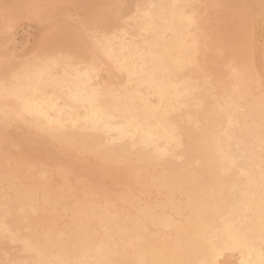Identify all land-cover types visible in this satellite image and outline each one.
<instances>
[{"label":"rangeland","instance_id":"1","mask_svg":"<svg viewBox=\"0 0 264 264\" xmlns=\"http://www.w3.org/2000/svg\"><path fill=\"white\" fill-rule=\"evenodd\" d=\"M16 1V2H15ZM24 1V2H23ZM0 0V9L2 8V10L5 8V10L7 11L8 10V13L2 11H0V20L2 22H0V90H4L5 92L7 90H9V86H13L14 83H16V80L17 77H19V73L21 72V69L22 68H25L26 66H29V65H38L39 64V61L41 60H47L48 58L51 59L52 57H54L55 55H57V57L55 56L54 58L56 59L57 63H58V68L60 66V70L61 71H65V73H70L71 71L77 69V70H85V66H87L88 62L86 60L89 59L91 56L93 55H99L100 54V51H99V46L100 44H102L106 38H113L115 40L114 42V45H118L119 44V40H120V43H125L127 44V41L129 44H133L135 45L136 43V46L139 48V49H143V33L141 32L140 30V26H141V23L142 21H139L142 19V11L144 12V8H146L145 10V14H150L149 11L151 10H155L156 7H159V5L163 4L165 1L163 0H155V2H153L152 0H143V2L141 0H128V2H131L130 4L128 3L127 4V0H111L112 3L110 2V0H91V4L89 2V0H64V2L62 1H59V0H38V3H37V0H32V1H26V0ZM56 1V2H55ZM69 1V2H68ZM94 1V2H93ZM95 1H97L95 3ZM100 1V3H99ZM103 1V3H102ZM105 1V3H104ZM123 1V2H122ZM140 1V2H139ZM149 2V6L147 5V2ZM152 1V2H151ZM194 3H193V2ZM188 0V2L186 3L188 7V12L190 14V18H191V24L190 25H193L192 27L188 25V27L186 26L185 29L183 30V35L185 37V39H187L186 37H188L187 41L192 45V48L191 49V53L192 54H196V56L192 55L193 59L192 61L194 60V63L192 62V65L195 66L193 67L192 65L191 66H186V72L184 74L185 78L187 79L186 82L188 83L187 86L188 88L189 87H195L196 86V83L198 85H201L202 82L206 81V85L204 83V85H201L200 87L198 86L197 87V92L195 96L197 97H193L192 100L195 101L194 103H197V104H194L193 101L189 104L192 108V106H195L193 107L192 109H190V106L188 105V107L186 106H181V110L178 109L177 113H179L176 121L179 123L176 128L178 129V132L180 133L179 135L181 136V140L180 141L182 144H181V149L179 148L181 152V158L177 159L176 157L174 158L173 156H168L167 158H163V159H155V158H150V157H147L145 155V152L143 151V147L142 145L140 144V142L138 141V139H135L133 142H132V146H133V151L137 154V156H132V157H129L128 160H123V161H117L116 160L114 161V158L113 160L111 161L109 158L103 156L102 154L100 153H94V152H88V151H84L83 148H81V146L78 144V139H74L72 140L70 143L68 144H65V143H59V142H55L53 139H51L48 135L43 134V132L41 131H38V130H35L33 129L30 125L28 126V124H30V118L26 115H23L21 113H19L18 111V107L17 106H14L16 105L14 99H12L11 97H8L6 96L5 93H3V95H0V123L1 124H5V125H1V128H0V148H1V152H0V173L2 172V174L0 175L2 178L0 179V217L2 216H8L9 213H12L10 212V210L12 211L13 209V212L14 211H18V214H20L22 216V222L24 223V225L22 224V228H20L18 231L17 230H12L10 228H7V227H4L0 224V229H1V232H0V261H1V258H2V262H0V264H20L21 262H23L22 264H41V261H42V258H40L39 254H38V251H37V247L31 243V240L27 239L25 237V233H26V230L24 229L25 228H30V230H32L36 235H39L37 233H39L40 231V234L42 235V233H49V232H52L54 234H58L60 237L59 240L62 244H71V242H73V249H72V255H70L68 258L67 257H63L62 260L66 261V263L68 264H75L77 261L78 262H86L89 260V257L88 256H84L82 254V252L80 251H84V249H82V247L84 248V242H83V239L84 237H81L82 239V242L80 243L79 241L81 239H77L79 238V233L74 230L75 228H78V220L77 218H73L71 217V214L75 215L74 213L77 212L76 210L78 211H92V212H88V216H90L88 219L89 223L88 225L90 226V228H92L91 233H93L94 231V235L91 236L93 239H94V243H93V249L92 251H97V250H102L103 248H105V250H108L110 251L111 253H113L114 249H119L120 248V242H119V239L117 237H114V236H111V233L114 231V230H117V229H120V228H126L127 230V233L129 232V238H131V241L133 242L134 246H140L143 247V249L145 250H149V251H154V250H157V251H164L165 248L168 249V247L171 245H174L175 247H173V250H172V253L170 255H165L167 256V258H171L173 259L174 257V260H176L177 262H179L180 264H182L183 262H185V264H188L189 263V260L191 258H196V256H198L200 254V248L197 246V247H194L193 248V251L190 252V258L188 259H185L184 258V254L185 252L188 253V250L186 251L184 247L181 246L180 243L177 242V230L179 227H183L184 224L187 222V219L189 218V216L191 215V213H189V206L187 204V197H184L186 195H183V194H179V192H176V191H172V189L170 190V187L169 190L165 191L163 188H158L156 187L155 184L151 183L153 182L151 179H154V178H157V179H161L164 180L165 179V182L166 183H169L171 181V179L173 178V176H182V174H184L183 176L185 177L187 175L188 172H192L193 170L196 171L199 167V164L197 163V158L192 155L194 153V149H195V146L196 144L200 141V136L201 135H204V136H207V135H213V133H218L220 135V137L222 138V145L223 144H226V145H223L224 147L230 149L231 152L234 153L235 156H239V153L241 152L240 150H243L244 151V148L246 149L245 151V158L242 159V161H240L235 167V170H239L240 171V168L242 171V175L246 176L245 173H250L251 175L253 174H261L263 176V188H264V98H263V95H264V86L260 88L259 85H264V6L261 7V3L262 5H264V0H200V2H197L199 0ZM206 1V2H205ZM211 1V2H209ZM27 2H29V8H28V4ZM35 2V3H34ZM109 2V4L107 3ZM119 2V4H118ZM134 2V3H133ZM162 2V3H161ZM190 2V3H189ZM203 2V4L201 3ZM225 2V3H224ZM246 2V3H245ZM249 2V3H248ZM25 3V4H23ZM34 3V4H32ZM44 3V4H43ZM50 3V4H49ZM116 5H115V4ZM123 3V4H122ZM125 3V4H124ZM144 7H143V5ZM154 3V4H153ZM157 6H156V4ZM242 3V4H241ZM15 4V5H14ZM18 4L21 6V10H20V6H18ZM27 4V5H26ZM32 4V5H31ZM52 4V5H51ZM105 4V5H104ZM118 4V6H117ZM139 4V5H138ZM152 4V6H151ZM191 4V5H190ZM193 4V6H192ZM196 4V6L194 5ZM236 4V5H235ZM240 4V5H239ZM248 4V5H247ZM45 5V6H44ZM72 5V6H71ZM142 5V6H141ZM146 5V6H145ZM213 5V6H212ZM250 5V6H249ZM19 7V8H16ZM26 6V8H25ZM32 6H35V8H31ZM44 6V7H43ZM68 6V7H66ZM74 6V7H73ZM77 8H76V7ZM93 6V7H92ZM95 6V7H94ZM104 6V7H102ZM117 6V7H115ZM149 8H148V7ZM156 6V7H154ZM192 6V7H191ZM198 6V7H197ZM202 6V7H200ZM204 6V7H203ZM64 7V8H63ZM86 7V8H85ZM97 7H99L97 9ZM107 7V8H106ZM110 7V8H109ZM121 7V8H120ZM123 7V9H122ZM129 7V8H128ZM136 7V8H134ZM142 8L140 9V8ZM200 7V9H199ZM15 10H13V9ZM25 8V9H24ZM42 8H44L42 10ZM58 11H57V9ZM60 8V9H59ZM103 8V9H102ZM151 8V9H150ZM196 8V9H195ZM242 8V9H241ZM260 8V9H259ZM23 9L25 12H23ZM38 9V10H37ZM80 9H83V11H79ZM131 11H130V10ZM136 9V10H135ZM194 9V10H193ZM202 9V10H201ZM257 9V10H256ZM263 9V12L262 14L260 13L259 10ZM13 10V11H12ZM17 10H20L21 13H19ZM29 10V11H27ZM30 10H33V11H30ZM97 10V11H95ZM104 10V11H103ZM112 10V11H111ZM114 10V11H113ZM123 10V11H122ZM134 10V11H133ZM138 10H142V11H138ZM148 10V11H147ZM196 10V11H195ZM240 10V11H239ZM17 11V12H16ZM54 11V12H52ZM56 11V13H55ZM77 11V12H75ZM85 11V12H84ZM105 11H107L106 13H104ZM116 11V12H115ZM122 11V12H121ZM131 13H130V12ZM139 13H138V12ZM150 11V12H151ZM192 11V12H191ZM203 11V12H202ZM205 11V12H204ZM250 11V13H248ZM255 11V12H254ZM10 12V13H9ZM11 12H14L11 14ZM16 12V13H15ZM50 12V14H49ZM99 12V13H98ZM109 12V13H108ZM134 12H137V16L134 14ZM7 13V14H6ZM18 13V14H17ZM83 13V14H82ZM90 13V14H89ZM122 15V16H120ZM128 13V14H127ZM141 13V14H140ZM192 13V14H191ZM255 13V14H254ZM5 14V15H4ZM10 14V15H9ZM47 14V15H46ZM56 14V15H54ZM86 14V16H85ZM104 14V16H103ZM109 16H107V15ZM111 14V16H110ZM131 14V15H130ZM153 13L151 12V14L149 16H151ZM209 14V15H208ZM13 15V16H12ZM82 15V16H81ZM84 15V16H83ZM129 15V16H128ZM135 18H132L130 19L131 17L133 16ZM140 15V17H139ZM249 15V16H248ZM253 15V16H252ZM262 15V16H260ZM128 16V17H127ZM199 16V18H198ZM204 16V17H203ZM248 16V17H247ZM257 16V17H256ZM2 17V18H1ZM86 17V18H85ZM107 17H109L112 21L110 23V19H108ZM112 17V18H111ZM123 17V18H121ZM260 17V18H259ZM6 18V19H5ZM48 18V19H46ZM83 18V19H82ZM89 18V19H88ZM92 18V19H91ZM106 18V19H105ZM114 18L116 19L114 22ZM258 20L256 22V19ZM4 19V20H3ZM8 19V20H7ZM97 19V20H96ZM124 20V23L122 20ZM262 19V20H261ZM6 20V24L3 22ZM82 22H81V21ZM84 20V21H83ZM87 20V21H86ZM106 20V21H105ZM127 20V21H126ZM86 21V24L84 23ZM93 21V22H92ZM119 21V22H118ZM126 21V22H125ZM139 21V22H138ZM211 21V22H210ZM96 22V23H95ZM105 23L104 25H102L103 23ZM107 22V23H106ZM131 22V23H130ZM134 22V23H133ZM194 22V23H193ZM207 22V23H206ZM47 23V24H46ZM61 23V25H60ZM114 25H113V24ZM120 23V25L118 24ZM126 23H127V26H126ZM134 25H133V24ZM206 25H205V24ZM63 24V26H62ZM109 24V25H108ZM111 24V26H110ZM115 24L117 27H115ZM140 24V25H138ZM201 24V25H200ZM209 24V25H208ZM46 25V26H45ZM58 25V26H57ZM89 25L94 33H92V29H89L90 27L87 26ZM97 25V26H96ZM99 25V26H98ZM138 25V26H137ZM203 25V26H202ZM3 26V27H2ZM5 26V27H4ZM7 26V27H6ZM81 26V27H80ZM101 26V28H100ZM106 26V27H105ZM114 26V27H113ZM64 27V28H63ZM77 27V28H75ZM81 29H80V28ZM88 27V28H87ZM98 27V28H97ZM110 27V28H108ZM122 27V28H121ZM132 27V28H131ZM139 27V28H138ZM191 27V29H190ZM54 28V29H53ZM58 28V29H56ZM67 28V29H65ZM70 28V29H69ZM74 28H75V31H74ZM113 30H112V29ZM119 28V29H118ZM129 28V29H128ZM189 28V29H187ZM61 29V30H60ZM66 31L63 32V30ZM97 29V30H95ZM102 29V31H101ZM110 29V30H108ZM187 29V30H186ZM203 29H205V31H203ZM53 30V31H52ZM71 30H73V34H71ZM83 30V31H82ZM108 30V31H107ZM133 30V31H132ZM57 31H62L60 34L57 33ZM90 31V32H88ZM96 31V33H95ZM113 31V32H111ZM121 31V32H120ZM192 31V32H191ZM199 33H198V32ZM46 32V33H45ZM50 32V33H49ZM74 32H77V33H74ZM115 32V33H114ZM120 32V33H119ZM136 32V33H135ZM141 32V34H139ZM185 32V33H184ZM198 33L199 35H195V33ZM209 32V33H208ZM248 32V33H247ZM255 32V33H254ZM52 33L54 35H52ZM68 33L69 36H68ZM82 33H85L84 35ZM88 35H87V34ZM91 33V34H89ZM104 33V34H103ZM123 33V34H122ZM129 33V34H127ZM138 33V34H137ZM192 33V35H191ZM196 33V34H197ZM261 33V34H260ZM49 34V35H48ZM51 34V35H50ZM76 34V35H75ZM81 34V35H80ZM97 34V35H96ZM103 34V37L101 36ZM107 34V35H106ZM136 34V36L134 37V35ZM209 34V35H207ZM257 34V35H256ZM50 36L49 38L47 36ZM59 37L58 39H60V42L59 40H57V36ZM72 35H75V37ZM87 35V37H85ZM122 35V36H121ZM124 35H126L127 37H124ZM207 35V36H206ZM213 35V36H212ZM216 35V36H215ZM244 35V36H243ZM246 35H248L246 37ZM254 35H256L257 37H255ZM61 36H63L64 38H62ZM80 36V37H79ZM115 36V37H114ZM133 38H132V37ZM139 36V37H138ZM197 36V37H196ZM199 36V37H198ZM62 39H61V38ZM71 37V38H70ZM84 37V39L82 38ZM104 37H106L104 39ZM142 37V39H138V38ZM170 37V35H166L165 36V39H168ZM192 37V38H191ZM210 39H209V38ZM49 40H47V39ZM53 38V39H52ZM55 38V40H54ZM68 38H70L69 40H67ZM78 38V40L76 39ZM82 38V39H81ZM88 38V39H87ZM124 38V39H123ZM223 38V39H222ZM244 38V39H243ZM252 38V39H251ZM258 39V44L256 43L257 42V39ZM74 39V40H73ZM76 39V40H75ZM87 39V40H86ZM91 41H90V40ZM118 41H117V40ZM131 39V40H130ZM135 39V41L133 40ZM207 39V40H206ZM44 42H43V41ZM53 40V41H52ZM69 42H67V41ZM85 40L88 42V44L85 42ZM194 40V41H193ZM213 40V41H212ZM65 41V42H63ZM77 41V44L75 43ZM133 41V43H132ZM137 41V42H136ZM193 41V42H192ZM211 41V42H210ZM45 42H46V45H45ZM48 42V43H47ZM50 42H51V45H50ZM60 44H59V43ZM83 42V43H82ZM140 42V43H139ZM196 44H195V43ZM245 42V43H244ZM254 42V43H253ZM54 43H57L56 45H54ZM62 43H65V46H70L69 48L66 46H63L61 47ZM80 43V44H78ZM75 46L78 45V46ZM86 44V45H85ZM92 44H93V47H92ZM250 44V45H249ZM50 45V46H49ZM55 46V48L53 49V51H49L51 48H53L52 46ZM59 45V46H58ZM81 45V46H80ZM197 45V46H196ZM257 45V46H256ZM46 46V47H45ZM48 46V47H47ZM89 46V47H88ZM209 46V47H208ZM212 46V47H211ZM57 47V48H56ZM72 47H75V49ZM85 50H84V48ZM89 49H87V48ZM206 47V48H205ZM211 47V48H210ZM40 48V49H39ZM45 48V51L42 50ZM50 48V49H49ZM60 48V49H59ZM64 48V50L62 49ZM77 48V49H76ZM215 48V49H214ZM226 48V49H225ZM57 49V50H55ZM69 49V52L68 50ZM220 49V50H219ZM260 49V50H259ZM263 49V51H262ZM39 50V51H38ZM52 50V49H51ZM55 50V51H54ZM61 51L63 52V54H61L60 52H57V51ZM65 50L67 51V54H64L65 53ZM73 50H77V51H73ZM84 50V51H82ZM87 50V52H85ZM197 50V52H196ZM199 50L200 52L202 53H199ZM208 52H207V51ZM213 50V51H211ZM218 50V51H217ZM245 50V51H244ZM49 51V53L47 54V52ZM72 51L75 53V52H78V53H72ZM81 51V52H80ZM90 51V52H89ZM99 53H97V52ZM224 51V52H223ZM257 51V52H256ZM43 56H41L42 54ZM50 52L52 53V55L50 54ZM84 52V53H83ZM93 52V53H92ZM96 52V53H95ZM194 52V53H193ZM196 52V53H195ZM212 52V53H211ZM222 54H221V53ZM243 52V53H242ZM259 52V53H258ZM40 53V54H39ZM56 53V54H55ZM59 53V54H58ZM80 53V54H79ZM86 53V55H85ZM216 53H217V57H216ZM242 53V54H241ZM248 53V54H247ZM47 54V55H46ZM55 54V55H54ZM61 54V55H60ZM73 54V55H71ZM79 54V55H77ZM83 54V55H81ZM200 54V55H199ZM207 56H206V55ZM213 54H215L213 56ZM244 54V55H243ZM2 55V56H1ZM39 55V56H37ZM46 55V56H44ZM65 55V56H64ZM91 55V56H90ZM202 55L206 58L202 59ZM211 55V56H210ZM219 55V56H218ZM239 55V56H238ZM252 55V56H251ZM257 55V56H256ZM5 56V57H4ZM37 56V57H36ZM76 56H79L76 57ZM82 56V57H81ZM87 56V57H86ZM210 56V57H209ZM229 56V57H228ZM245 58H244V57ZM259 56V57H258ZM44 57V58H43ZM84 57V58H83ZM213 57V58H211ZM219 57V58H218ZM30 58V59H29ZM37 58L39 59V61L37 60ZM42 58V59H41ZM211 58V59H210ZM226 58V59H225ZM260 58V59H259ZM3 59V60H2ZM10 59V60H9ZM12 59V61H11ZM209 59V60H208ZM244 59V60H243ZM262 59V60H261ZM9 62H8V61ZM27 60V61H25ZM29 60V61H28ZM31 60V61H30ZM86 60V61H85ZM247 60V61H246ZM255 60V62L253 61ZM3 63H2V62ZM22 61V62H21ZM37 61V62H36ZM196 61V62H195ZM213 61V62H212ZM236 61V62H235ZM263 61V63H262ZM6 62V63H5ZM17 62V63H16ZM19 62V63H18ZM31 62V63H29ZM33 62V63H32ZM35 62V63H34ZM102 62V63H101ZM98 61L96 63V65L98 66H95L96 67V72L95 74H97L96 77H94L93 81L91 82L92 84V88H94L95 90L97 89H101L99 92L101 94H105V90L111 88H115L113 86H115V83L118 84V69L117 67L110 62V64H108V62H104L101 60ZM207 62V63H206ZM211 62V64H210ZM220 62V63H219ZM230 62V63H229ZM237 64H235V63ZM5 63V64H4ZM12 63L16 64L15 67H14V64L12 66ZM22 63V65H21ZM24 63V64H23ZM107 63V64H106ZM206 63V64H205ZM234 63V64H232ZM249 63V64H248ZM9 64V65H7ZM28 64V65H27ZM102 64V66H101ZM105 64V65H103ZM198 64V65H197ZM210 64V65H209ZM232 64V65H230ZM259 64V66H258ZM11 65V66H10ZM20 65V67H18ZM24 65V66H23ZM66 65V66H65ZM115 66L113 68V66ZM207 65V66H206ZM217 65V67H215ZM223 67H222V66ZM253 65V66H252ZM257 65V66H256ZM8 66V67H7ZM78 66V67H77ZM104 66V67H103ZM112 66V67H111ZM200 66V67H199ZM203 66V67H202ZM231 66V68H229ZM233 66V67H232ZM235 66V68H234ZM256 66V67H255ZM6 69H4V68ZM14 67V68H13ZM18 67V68H17ZM22 67V68H21ZM70 67V68H69ZM101 69H100V68ZM191 69H190V68ZM193 67V69H192ZM198 67V70L196 69ZM202 67V68H201ZM216 69H215V68ZM248 67V68H247ZM19 70H17V69ZM21 68V69H20ZM109 68V69H108ZM190 69L187 70V69ZM12 69H14L15 71H13ZM67 69V70H66ZM201 69V70H200ZM206 69V70H205ZM212 69V70H211ZM263 69V70H261ZM5 70V71H4ZM12 70V71H11ZM58 69V73H60V71ZM109 70V71H108ZM114 70V71H113ZM194 70V71H193ZM209 70V71H207ZM231 70V71H230ZM245 70V71H244ZM261 70V72L259 71ZM1 71L3 73V75L1 74ZM100 71V72H99ZM114 72V75H113V72ZM117 71V73H116ZM192 71H193V74H192ZM200 71V72H199ZM214 71V73H213ZM227 71V72H226ZM249 71V72H248ZM5 72V73H4ZM17 72V73H16ZM19 72V73H18ZM55 72V73H56ZM107 72V73H106ZM111 74H109V73ZM188 72V73H187ZM236 72V73H235ZM11 73V74H9ZM210 73V74H209ZM213 73V74H212ZM216 73V75H215ZM256 73V74H255ZM8 74V75H7ZM13 74V75H12ZM109 74V75H108ZM191 74V75H190ZM240 76H239V75ZM263 75V77L261 75ZM58 75V74H57ZM111 75V76H110ZM189 75V76H188ZM196 75L198 77H196ZM243 77H242V76ZM4 76V77H3ZM7 76L9 78H7ZM108 76V77H107ZM187 76V77H186ZM195 76V77H194ZM201 76L204 78H206L205 80H202ZM210 76V77H209ZM248 76V77H247ZM4 79H3V78ZM16 77V78H15ZM110 77V78H109ZM214 77V78H213ZM237 80H235V78ZM241 77V78H240ZM245 77V78H244ZM15 78V79H14ZM97 78V79H95ZM109 78V79H108ZM197 78V79H196ZM200 78V79H199ZM229 78V79H228ZM240 78V79H238ZM244 78V79H243ZM257 78V79H256ZM259 78V79H258ZM181 79V78H179ZM214 79V81L212 82L211 80ZM246 79L247 82H244ZM248 79V80H247ZM252 79V80H251ZM5 80V81H4ZM115 82H114V81ZM197 80V81H196ZM198 80H201L198 81ZM216 80V81H215ZM220 80V81H219ZM226 80V81H225ZM228 80V81H227ZM256 80V81H255ZM259 80V81H258ZM262 80V81H261ZM7 81V82H6ZM233 81V82H232ZM242 81V82H240ZM248 81H250V83H248ZM3 82V83H1ZM10 82V84H9ZM111 82V83H110ZM113 82V84H112ZM196 82V83H195ZM200 82V83H199ZM217 82V83H216ZM257 82V83H256ZM261 82V83H259ZM263 82V83H262ZM6 83V84H5ZM106 83H109V84H106ZM223 83V84H222ZM235 87H234V85ZM238 83V84H237ZM241 83V84H240ZM244 83L246 84V86L244 85ZM252 83V86H250L249 84ZM116 84V85H117ZM132 84H133V87H132ZM209 84V85H208ZM218 84V86L216 85ZM258 84V85H256ZM9 85V86H8ZM102 85H105V86H102ZM109 85V86H108ZM129 85V86H128ZM126 87V91L128 94H136L139 90H142L145 94H144V99L145 100H148L153 106L156 105H160L158 104V99L153 96V88L152 87H149V86H146L147 89L145 88H142V86L138 85L136 86V84L134 83H129ZM131 85V86H130ZM249 85V86H248ZM10 86V87H11ZM103 88H101V87ZM107 86V88H106ZM206 86V87H205ZM213 86V88H212ZM236 86H238V88H241L240 90L238 88H236ZM242 86V87H241ZM246 88H244V87ZM255 86V87H254ZM259 86V87H258ZM96 87V88H95ZM98 87V88H97ZM211 91H210V89ZM250 87V91H249V88ZM200 90H199V89ZM218 88V89H216ZM227 88V89H226ZM232 88V89H231ZM252 88V90H251ZM209 92L207 94V91ZM221 89V90H219ZM224 89V91H223ZM244 89V90H243ZM249 91H247V90ZM260 89V91H259ZM131 90H134V91H131ZM214 90V91H213ZM216 90V91H215ZM239 90V91H238ZM246 90V94H245V91ZM253 90H256V92H252ZM262 90V91H261ZM137 91V92H136ZM202 91V92H201ZM217 91L220 92V94L217 93ZM230 91V92H229ZM241 91V92H240ZM103 92V93H102ZM205 92V93H204ZM214 92V93H213ZM216 92V93H215ZM224 92L226 94H228L229 96H227L226 94H224ZM214 95H213V94ZM233 93V94H232ZM238 95H237V94ZM244 93V94H243ZM251 93V94H250ZM258 96H256L255 95ZM217 94L219 96H217ZM240 94V95H239ZM147 95V96H146ZM204 95V96H203ZM211 95V96H210ZM224 95V97H222ZM254 95V96H253ZM213 96V97H212ZM215 96H217L218 98L215 99ZM233 96V98L231 97ZM238 96V97H237ZM245 96V99L241 101L242 97ZM257 98H256V97ZM261 96H262V99H261ZM3 97V98H2ZM151 97V98H150ZM214 98L217 102L214 101H211L212 99L211 98ZM220 97V99H219ZM223 99H222V98ZM240 97V98H239ZM247 97V99H246ZM2 98V99H1ZM205 98V99H204ZM211 100H210V99ZM229 99L227 101V99ZM235 98H239L238 100ZM255 98V99H254ZM12 99V100H11ZM150 99V100H149ZM219 99V100H218ZM233 99V100H232ZM254 99V100H253ZM260 99V101H259ZM11 100V101H10ZM203 100V101H202ZM235 100V105H234V115L232 117V121L233 119L236 118V120H234L233 122L231 121V126L229 129L226 128V125L225 124L227 122V118H224L222 119V117L226 114H224V112L228 109V106L229 104H232V103H229L231 101H234ZM248 100V101H247ZM257 100H258V104H257ZM9 101V102H8ZM207 101V102H206ZM219 101V102H218ZM224 101V103H223ZM240 101V102H239ZM247 101V102H246ZM250 101H253V102H250ZM255 101V102H254ZM262 101V102H261ZM8 102V104H7ZM205 102V103H204ZM211 102V103H210ZM228 104H226V103ZM238 102V103H237ZM215 103V104H214ZM240 103V104H239ZM249 103V104H248ZM252 105H251V104ZM254 103H256L254 105ZM213 104V105H212ZM223 106V108L220 106L218 107L219 105ZM226 104V105H225ZM238 104V105H237ZM261 104V105H260ZM7 108H6V106ZM202 106V109L200 106ZM209 105V108L208 106ZM215 105V106H214ZM237 105V106H236ZM241 105V106H240ZM247 105V107H246ZM5 106V107H4ZM12 106V108H11ZM214 106V107H212ZM227 106V107H226ZM258 106V107H257ZM262 106V107H261ZM163 107V106H162ZM161 107V108H162ZM211 107V108H210ZM216 107H217V110H216ZM245 107V108H244ZM261 107V108H260ZM4 108V109H3ZM9 108V109H8ZM14 108V109H13ZM160 108V109H161ZM196 108V109H194ZM197 108H198V111H197ZM213 108V109H212ZM214 108H215V111H216V114H215V111H214ZM244 108V110H243ZM257 108V109H255ZM8 109V110H7ZM186 109V110H185ZM188 109V110H187ZM206 109L209 111H206ZM222 109V110H221ZM243 110V113L242 110ZM248 109V110H247ZM255 111H254V110ZM260 109V110H259ZM189 110H192V111H189ZM203 110V111H202ZM213 110V111H211ZM220 110L221 114L218 112ZM238 110L240 111L239 114L238 113ZM253 110V112H252ZM187 113L188 114H185L184 113ZM187 111V112H186ZM248 111V112H247ZM257 111V112H256ZM76 111H73V113H76ZM200 112V113H199ZM212 112V113H211ZM247 112V113H246ZM251 112L252 116L250 115ZM184 113V114H183ZM198 113V115H196ZM211 114L212 116L209 117V114ZM226 113V112H225ZM238 113V114H237ZM255 113V115H254ZM256 113H257V116L260 117L261 119L263 118V120H260V118H258L257 120V116H256ZM259 113H260V116H259ZM216 117H214L213 116ZM218 114V115H217ZM223 114V115H222ZM237 116H236V115ZM244 114L245 117H244ZM3 115V116H2ZM184 116V119L183 116ZM222 115V116H221ZM239 115V116H238ZM186 116V117H185ZM208 116V118L206 117ZM4 117V118H3ZM200 117V118H199ZM202 117V118H201ZM243 117V118H242ZM250 117V120L248 119ZM9 118V120H8ZM20 118V119H18ZM190 118V119H189ZM192 118V119H191ZM242 118V119H240ZM186 119V120H185ZM203 119V121H202ZM216 120L215 122L213 120ZM256 121H255V120ZM182 121L180 123V121ZM189 120V121H188ZM191 120H194L195 123L191 122ZM237 120H240L239 123L236 125L234 123L238 122ZM247 123H246V121ZM23 121V122H22ZM184 121H187V122H184ZM213 121V122H211ZM218 121V122H217ZM222 121V122H221ZM226 121V122H225ZM259 121V122H258ZM7 122V123H6ZM12 122V123H10ZM25 122V123H24ZM211 123L212 125L208 124V123ZM217 122V124H216ZM221 122V123H220ZM243 122V123H242ZM252 122V124L250 123ZM256 122V123H255ZM9 123V124H8ZM186 123V124H184ZM200 123V124H199ZM233 123V124H232ZM253 125V126H251ZM254 123V124H253ZM262 123V124H261ZM186 126H184V125ZM191 124V126H190ZM195 124V125H194ZM208 124V125H207ZM249 124V125H248ZM7 125H8V128H7ZM27 125V126H26ZM203 125V126H202ZM215 125V126H213ZM224 125V126H223ZM243 125V126H242ZM249 127H248V126ZM263 125V126H262ZM3 126V128H2ZM6 128H5V127ZM181 126V128H180ZM185 128H183V127ZM189 128H188V127ZM206 128H205V127ZM212 128H210V127ZM217 126V127H216ZM222 126V128L220 127ZM255 126V128H253ZM259 126V129L258 127ZM29 127V128H28ZM198 130H196V128ZM204 127V128H203ZM215 127V128H214ZM240 127V128H239ZM257 127V128H256ZM195 128V129H194ZM203 128V131H200L201 129ZM234 130H233V129ZM238 128V129H237ZM244 128V129H242ZM246 128V129H245ZM30 129V130H29ZM181 129V130H180ZM184 129V130H182ZM188 129V131H187ZM191 129V130H190ZM193 129V130H192ZM205 129V130H204ZM254 129V131H253ZM256 129V131H255ZM2 130V131H1ZM8 130V131H6ZM180 130V131H179ZM213 130V131H212ZM227 132H226V131ZM242 130V131H241ZM246 130V132L244 131ZM251 130V131H250ZM263 130V132H262ZM185 132V136L184 135V132ZM193 131V132H192ZM196 131V132H195ZM207 131V132H206ZM236 131H238V133H236ZM241 131V132H240ZM250 131V132H249ZM255 132L251 134V132ZM258 131V133H257ZM183 132V133H181ZM195 132V133H194ZM200 132V133H199ZM203 132V133H201ZM210 132V133H209ZM225 132V133H224ZM249 132V133H248ZM260 132V133H259ZM42 133V134H41ZM192 133V135L194 136H191L190 134ZM199 133V134H198ZM224 133V134H223ZM243 133V134H242ZM246 133V136L245 134ZM189 134V135H188ZM226 134V136H225ZM228 134V135H227ZM247 134L248 137H247ZM254 134V135H253ZM262 134V135H261ZM199 135V136H198ZM251 135V137H249ZM257 135V137H255ZM261 137H260V136ZM6 136V137H5ZM12 138H10V137ZM244 136V137H243ZM254 136V137H253ZM188 137V138H187ZM190 137V139H189ZM195 137V139H194ZM227 137V138H226ZM247 137V138H246ZM230 138H232L230 140ZM238 138V139H237ZM251 138V139H250ZM258 139V143L257 142H254V140ZM263 141H262V139ZM186 139V140H185ZM192 139V140H191ZM196 139L199 140L196 142ZM228 141H227V140ZM238 141H237V140ZM254 139V140H253ZM5 140V141H4ZM127 140L129 141V138H125L124 141L127 142ZM190 140V141H188ZM240 140L242 142V144H240ZM261 140V141H260ZM14 141V142H13ZM187 141V142H186ZM225 141V142H224ZM227 141V142H226ZM231 141V142H230ZM260 141V142H259ZM3 144H2V143ZM10 144H9V143ZM19 142V143H18ZM36 142V143H34ZM112 141L110 139H107V143L110 145L112 144L111 143ZM135 142V143H134ZM24 143V145L22 144ZM58 143V144H57ZM188 143V144H187ZM192 143V144H191ZM229 143V144H228ZM237 143V144H236ZM45 144V146H44ZM64 144V145H63ZM190 144V146H188ZM245 144V145H244ZM2 145V146H1ZM6 145V146H4ZM20 145V148H18ZM27 145H29L30 147H26ZM41 145V146H40ZM43 145V146H42ZM61 145V148L59 150V147ZM70 145V146H69ZM232 145V146H231ZM235 145V146H234ZM254 145V146H253ZM10 146V147H8ZM17 148H16V147ZM32 146V147H31ZM47 146H50V147H47ZM56 146V147H55ZM76 146V148L74 147ZM78 146V147H77ZM183 146V147H182ZM234 146V147H233ZM239 146V148H238ZM245 146V147H244ZM253 146V147H252ZM12 147V148H11ZM15 147V148H14ZM52 147V148H51ZM69 147V148H68ZM71 147H72V150H71ZM74 147V148H73ZM139 147V148H138ZM142 147V148H140ZM186 147V148H184ZM137 148V149H136ZM260 148V149H259ZM12 149V150H11ZM17 149V151H16ZM20 149V150H19ZM27 149V151H26ZM47 149V151H46ZM66 149V150H65ZM69 149V150H68ZM82 149V150H81ZM139 149V150H138ZM258 149V150H257ZM31 150V151H30ZM37 150V151H36ZM40 150V151H39ZM56 150V152H54ZM59 150V151H58ZM75 150V151H73ZM65 151V153H64ZM185 151V152H184ZM236 151V152H234ZM238 151V152H237ZM7 152V153H5ZM19 154H18V153ZM26 152V153H25ZM37 152V153H36ZM48 152V154H47ZM68 152V153H67ZM187 152V153H186ZM28 153V154H27ZM42 153V154H41ZM52 153V154H51ZM58 153V155H57ZM71 153V154H70ZM82 153V154H81ZM93 153V154H92ZM249 153V154H247ZM6 154V155H5ZM10 154V155H9ZM51 154V155H50ZM64 156H63V155ZM176 154L178 156V151L176 150ZM2 155V156H1ZM23 155V156H22ZM28 155V156H27ZM33 155V156H32ZM44 155V156H43ZM66 155V156H65ZM70 155V156H69ZM88 155V156H87ZM94 155V156H93ZM99 155V156H98ZM101 155V156H100ZM184 155V156H182ZM189 157H188V156ZM140 156H142L143 158H141ZM194 156V157H193ZM27 157V158H25ZM35 157V158H34ZM42 157L44 159H42ZM101 157V158H100ZM105 159H102L104 158ZM145 157V158H144ZM171 157V158H170ZM173 157V158H172ZM185 159H184V158ZM187 157V158H186ZM194 159H193V158ZM10 158V159H8ZM25 158V159H24ZM29 158H31L29 160ZM38 158V159H37ZM192 158V159H191ZM56 159V160H55ZM59 159V160H57ZM67 161H66V160ZM99 159V160H98ZM109 159V161H108ZM141 159V160H140ZM167 159V160H166ZM184 159V161L182 160ZM188 162H187V160ZM191 159V160H190ZM2 160V161H1ZM26 160V161H25ZM32 160V161H31ZM55 160V161H54ZM84 160V161H83ZM104 160V161H103ZM174 160V161H173ZM177 160V161H176ZM181 160V161H180ZM190 160V161H189ZM5 161V164L3 163ZM6 161L8 162V164L6 163ZM69 161V162H68ZM71 161V162H70ZM134 161V162H133ZM141 161V162H140ZM149 161V162H148ZM155 161L158 163H155ZM170 161V162H169ZM176 161V162H175ZM18 162V163H17ZM25 162V163H23ZM55 162V163H54ZM105 164H104V163ZM132 162V164H130ZM146 162V163H145ZM161 162V163H160ZM13 163H16V164H13ZM28 163V164H27ZM65 163V164H64ZM75 163V164H74ZM79 163V164H78ZM81 163V164H80ZM88 163V164H87ZM115 163H117L118 165H116ZM149 165H148V164ZM167 163V164H166ZM169 163V164H168ZM182 163V164H181ZM185 163V164H184ZM246 163V164H245ZM252 163V164H251ZM17 164H20L19 166ZM28 166H27V165ZM34 164V166H33ZM52 164V165H51ZM60 166H58V165ZM68 164V165H67ZM78 164V165H76ZM90 164H93V165H90ZM104 166L102 167L101 166ZM107 164V165H106ZM115 164V166H114ZM147 164V165H146ZM158 164V165H157ZM166 164V165H165ZM195 164H197L195 166ZM9 165V166H8ZM17 165V166H16ZM22 165V167H21ZM56 165V166H54ZM106 165V166H105ZM110 167H109V166ZM125 165H128V166H125ZM144 165V166H143ZM154 165V166H153ZM162 165V166H161ZM178 165V166H177ZM181 165V166H180ZM251 165V166H250ZM43 167V170L41 167ZM46 166V167H45ZM52 166V167H51ZM66 166V167H65ZM70 166V167H69ZM84 167L83 169H81L82 167ZM117 166V167H116ZM120 166V169L119 167ZM130 166V167H129ZM132 166V167H131ZM148 166V167H147ZM150 166V167H149ZM153 166V168H152ZM155 166L157 168H155ZM165 166V167H164ZM170 166H173L172 169ZM183 166V167H182ZM3 167H10V168H7L3 170ZM69 167V168H68ZM106 167H108L107 169H105ZM114 167V168H113ZM123 167V168H122ZM126 169H125V168ZM128 167V168H127ZM144 167V168H143ZM175 167V169H174ZM179 167V168H178ZM190 169H189V168ZM250 167V169H249ZM41 168V169H40ZM53 168V169H52ZM75 168V169H74ZM118 168V169H117ZM122 168V169H121ZM148 168V169H146ZM152 170H151V169ZM181 168V169H180ZM193 168V169H192ZM253 168V169H252ZM10 169V170H8ZM29 169V170H27ZM39 169V170H37ZM45 169V171H44ZM50 169V171L48 170ZM57 169V170H56ZM66 171H65V170ZM85 169V170H84ZM103 169V170H102ZM111 169V170H110ZM114 169V170H113ZM145 169L147 171H145ZM167 169V170H166ZM170 169V170H169ZM178 169V170H177ZM6 170V172H4ZM9 172H8V171ZM37 170V173L36 171ZM74 172H71V171ZM75 170V171H74ZM77 170V171H76ZM79 170V171H78ZM117 170V171H116ZM120 170V171H119ZM132 170V171H130ZM157 170V171H156ZM177 172L175 173L174 172ZM191 170V171H190ZM27 171V172H26ZM47 171V172H46ZM59 171V173H56V172ZM91 171V172H90ZM93 171V172H92ZM123 171V172H122ZM134 171H136L134 173ZM150 171V172H149ZM160 171L162 172L161 175H160ZM164 171V173H163ZM169 171V173H168ZM172 171V172H170ZM13 174H12V173ZM29 172V173H28ZM64 172V173H62ZM81 172V174H80ZM84 172V173H83ZM113 172V173H112ZM245 172V173H243ZM16 173V175H15ZM28 173V174H26ZM36 173V174H35ZM62 173V174H61ZM78 173V174H77ZM90 173V174H89ZM118 173V174H117ZM121 173V174H120ZM9 175V178H8V175ZM44 174V175H42ZM60 174V176L58 175ZM65 174V175H63ZM68 174V175H67ZM76 174V175H75ZM114 174V176H113ZM150 174V175H149ZM169 174V175H168ZM172 174V175H171ZM177 174V175H176ZM14 176V179L13 176ZM36 175V176H34ZM51 177H49V176ZM58 175V176H57ZM67 175V176H66ZM70 175V176H69ZM80 177H79V176ZM94 175V176H93ZM100 175V176H99ZM157 175V176H155ZM32 178H31V177ZM45 178H44V177ZM73 176V178H72ZM77 176L78 179L77 180ZM83 176V177H82ZM121 179H119L118 178ZM125 176V177H123ZM149 176V177H148ZM161 176V177H160ZM168 176V177H167ZM172 176V177H171ZM30 177V178H29ZM48 177V178H47ZM58 177L59 180L61 179L60 177L62 178H65L66 179V182H65V179H61V181L58 180ZM76 177V178H74ZM160 177V178H159ZM7 178V180H5ZM28 178V179H26ZM41 178V179H39ZM43 178V179H42ZM72 178V179H71ZM84 180H83V179ZM97 178L99 180H97ZM103 178V179H102ZM139 178V179H138ZM169 180H167V179ZM13 181V185L11 183L12 186H10V184H8L10 181ZM20 179V180H19ZM33 181L30 182L29 181ZM36 179V180H35ZM41 180L40 181H38ZM55 179V180H54ZM68 179V180H67ZM94 179V180H93ZM105 179V180H104ZM149 182H148V180ZM193 178H189V180H192ZM2 180V181H1ZM22 180V181H21ZM27 182H25V181ZM48 180V182H47ZM53 180V181H52ZM75 183H78L80 182L79 184H75ZM107 180V181H106ZM116 182H115V181ZM125 180V181H124ZM9 181V182H7ZM29 181V182H28ZM37 181V182H36ZM45 184V187L43 186V183ZM85 181V182H84ZM142 181V182H141ZM4 182V183H3ZM7 182V183H6ZM21 182V183H20ZM63 182V183H62ZM82 182V183H81ZM88 184H87V183ZM100 182V183H99ZM105 182V183H104ZM122 182V183H121ZM8 184L10 187H4V186H8L6 184ZM40 183H42L41 185H39ZM51 183V184H50ZM56 185H54V184ZM59 183V184H58ZM98 183V184H97ZM128 183V184H127ZM146 183V184H145ZM148 183V184H147ZM20 184V185H19ZM22 184V185H21ZM31 184H34L31 185ZM38 184V185H37ZM49 184V185H48ZM58 184V185H57ZM65 184V185H64ZM67 184H69L70 186H68ZM83 184V185H81ZM94 184V185H93ZM102 184V185H101ZM105 186H104V185ZM113 184V185H112ZM115 184V185H114ZM131 184V185H129ZM3 185V186H2ZM52 185V187H51ZM77 185V186H76ZM79 185V186H78ZM112 185V187H111ZM151 185V186H150ZM206 185V183L203 185V187ZM43 186V188H42ZM48 188H47V187ZM97 186V187H96ZM155 186V187H154ZM5 189H4V188ZM15 188V189H12V188ZM22 187V188H21ZM31 187V189H29ZM35 187V188H34ZM54 187V188H53ZM59 187V188H57ZM64 187V188H63ZM68 187V188H67ZM73 187H77L76 189L73 188ZM78 187L81 189H78ZM87 187V188H85ZM93 188L92 190L90 188ZM96 187V188H95ZM121 187V188H120ZM151 187H152V190H151ZM203 187H200L199 190L200 192L203 194ZM217 187V186H216ZM214 188L213 189V192L214 194H217V188ZM240 187V188H239ZM7 188V189H6ZM11 188V189H9ZM19 188V190H18ZM24 188V189H23ZM38 188V189H37ZM56 188V189H55ZM66 188L69 189L66 191ZM95 188V190H94ZM104 189L105 191L103 190H100V189ZM124 188V189H123ZM130 188V189H128ZM142 188V189H141ZM28 189V190H27ZM44 189V191H43ZM49 189L53 192L50 191V193H48ZM59 189V191H58ZM61 189V191H60ZM83 189V190H82ZM90 189V190H89ZM134 189V191H132ZM160 189V190H159ZM163 189V190H162ZM12 190V191H11ZM14 190V191H13ZM24 190V191H23ZM33 190V192H32ZM38 190L39 193L36 191ZM42 190V191H41ZM65 190V191H64ZM88 190V191H87ZM95 192H94V191ZM98 190V191H97ZM108 190V191H107ZM122 190H125V192L123 191L122 193ZM139 192H138V191ZM159 192H157V191ZM204 190H205V187H204ZM242 190H243V187L238 185L236 186L235 188L231 189V193L234 195L235 197V201L234 202H228L227 206H228V210L229 212H225V214L223 216H220L219 217V222L222 223V225H225L227 223L230 222V219H234L235 216V212L238 211V209L241 207L239 205V202L238 201H242L244 199V196H242ZM18 191H19V194L21 193V195H18ZM22 191L25 193V194H22ZM30 191V192H29ZM35 191V192H34ZM47 191V192H45ZM57 191V192H56ZM74 191V192H73ZM76 191V192H75ZM92 191V192H91ZM137 193H136V192ZM146 191V192H145ZM162 191V192H161ZM165 191V192H164ZM171 191V192H170ZM203 191V192H202ZM6 192V193H5ZM29 192V193H28ZM32 192V193H31ZM42 192V193H41ZM60 193L58 194L59 196H57L56 193ZM66 192V193H65ZM72 192V193H71ZM84 192V193H83ZM94 192V193H93ZM98 195H96L97 193ZM102 192V193H100ZM104 192V193H103ZM113 192V193H112ZM127 192V193H126ZM16 193V195H15ZM27 193L29 196H27ZM45 193V194H43ZM64 195H63V194ZM83 193V194H81ZM127 194L126 196L124 194ZM135 193V194H134ZM154 193V195L152 194ZM162 193V194H161ZM167 193V194H166ZM3 194H6L3 196ZM35 196H34V195ZM40 194V195H39ZM43 194V196L41 195ZM56 197L53 198L55 195ZM101 194V196H100ZM114 194V195H113ZM118 194V195H117ZM122 194V195H121ZM133 194V195H132ZM141 197H140V195ZM146 194V195H145ZM160 194V195H158ZM165 196H164V195ZM170 194H171V197H170ZM2 195V196H1ZM25 195L27 198H25ZM38 195V196H36ZM52 195V197H51ZM69 195H71V199L69 197ZM75 195V196H73ZM111 195V196H110ZM120 195V196H119ZM136 195V196H135ZM150 198H149V196ZM158 195V196H157ZM163 195V196H162ZM174 195V196H173ZM20 196H22V198L20 199ZM30 196H32V198H30ZM47 196V197H46ZM64 196V197H63ZM87 196V198H86ZM89 196V197H88ZM92 196V197H91ZM95 196V198H94ZM113 196V197H112ZM117 196V197H116ZM130 197V198H127V197ZM133 196V197H132ZM138 196V197H137ZM154 196V197H152ZM156 196V197H155ZM162 196V197H160ZM168 198H167V197ZM173 196V197H172ZM8 197V199H6ZM14 197V198H13ZM19 197V198H18ZM35 197V198H34ZM40 197V198H39ZM59 197V198H57ZM68 197V198H67ZM76 199H75V198ZM97 197V198H96ZM102 197H105L102 198ZM108 200H106L107 198ZM110 197V199H109ZM125 197V198H124ZM132 197V199H131ZM143 197V198H142ZM144 197L146 199H144ZM160 197V198H159ZM203 197V196H202ZM23 198H25L24 200H22ZM38 198V200H37ZM42 198V199H41ZM78 198V199H77ZM86 198V200H85ZM93 198V199H92ZM121 198L123 201H127V203L121 201ZM133 198L135 200H133ZM139 198V199H138ZM159 198V199H157ZM5 199V200H3ZM29 199V200H28ZM34 203H32V201ZM47 199V201H46ZM57 199H59L60 201H58ZM63 199H67L66 201H63ZM74 199V200H73ZM88 199H91V200H88ZM95 199V200H94ZM99 199L101 200L99 202ZM116 199V200H115ZM138 199V200H136ZM151 199V200H150ZM155 199V200H154ZM170 203H168L166 200ZM28 201L27 204H25L26 202L25 201ZM63 202H62V201ZM71 200V201H70ZM82 200V201H81ZM88 200V201H87ZM97 200V202H96ZM148 200V203L147 201ZM170 200V201H169ZM179 202H178V201ZM5 201V202H4ZM14 201V202H12ZM43 201V202H42ZM56 202L57 204H55L54 202ZM69 204H68V202ZM76 201V203H78L80 201V203L75 204L74 202ZM84 201V202H83ZM89 201L91 202H94V203H89ZM116 201V202H115ZM130 201V202H128ZM145 201V202H144ZM173 203H172V202ZM11 202V203H9ZM21 202L22 204L19 205ZM45 202V203H44ZM50 202V203H49ZM106 202V204H105ZM111 202V203H109ZM119 202V203H118ZM121 202V203H120ZM123 202V204H122ZM159 202V203H158ZM161 202V203H160ZM167 202V203H166ZM202 204H200L197 209L201 210L202 211V214L203 215H206L204 214L203 212H207L209 209H211L213 206H210L211 203L209 202H205L204 200L201 201ZM31 203V204H29ZM43 203V205H41ZM54 203V204H53ZM63 206V204L65 206H63V208L59 207L57 208L58 206ZM75 204L73 206V204ZM84 203V205L82 204ZM91 205H89V204ZM96 203V204H95ZM115 203H117L115 205ZM131 203V206L134 207L133 209L131 208V206H129V204ZM165 203V204H164ZM176 205H175V204ZM177 203H180L179 205ZM181 203H182V206H181ZM185 205H184V204ZM6 206H5V205ZM10 206H9V205ZM15 204V205H14ZM48 205V206H44V205ZM82 204V205H80ZM89 206L87 208V205ZM104 204V205H103ZM121 204V205H120ZM128 204V205H127ZM146 204H149L148 206ZM169 207H167L166 206ZM172 204V205H171ZM174 204V205H173ZM13 205V206H12ZM18 205V207H17ZM30 205V206H28ZM36 205V206H35ZM52 205V206H51ZM54 205H57L56 207ZM68 205H69V210L68 209ZM93 205V207H92ZM95 205V206H94ZM110 205V206H109ZM114 205V206H113ZM118 205V206H117ZM137 205V206H136ZM184 205V206H183ZM8 206V207H7ZM21 206V207H20ZM35 206V207H34ZM57 209H52V211L50 212V215L48 216L50 209L51 207ZM71 206V207H70ZM80 206V207H79ZM96 206H98L99 208H97ZM106 206V207H104ZM117 206V207H116ZM120 206V207H119ZM127 206V207H126ZM154 206V207H153ZM163 206V207H162ZM173 206V207H171ZM178 206V207H176ZM203 206V208H201ZM4 207V208H3ZM25 208V209H21V208ZM67 209H65V208ZM75 209H74V208ZM78 207V209H76ZM83 207H86L85 209ZM96 207V208H95ZM103 207L106 208L107 210H105V213L103 212ZM137 207V208H136ZM138 207L140 209H138ZM148 207V208H147ZM161 207V208H160ZM180 207V208H179ZM187 210H185V208ZM7 208V209H5ZM10 208V209H9ZM13 208V209H12ZM20 208V209H19ZM36 208V209H35ZM38 208H41V209H38ZM43 208V210H42ZM45 208H47L46 211ZM50 208V209H49ZM72 208V209H71ZM111 208V209H110ZM116 208V209H115ZM143 208L144 210L146 211H143ZM165 208V210L163 209ZM167 208V210H166ZM175 208V210H174ZM201 208V209H200ZM4 212H3V210ZM18 209V210H16ZM35 211H34V210ZM38 209V210H37ZM98 209V210H97ZM100 209V210H99ZM114 209V210H113ZM124 209V210H122ZM140 212H136L137 210ZM152 209V210H151ZM158 209V210H156ZM180 209V210H178ZM24 210V211H22ZM59 210V211H58ZM62 210H65L64 212L68 213V214H65L63 211L61 212ZM71 210V211H70ZM95 210V212H93ZM102 210V211H101ZM111 212H110V211ZM155 213H154V211ZM174 210V212H173ZM207 210V211H206ZM25 212L24 214L21 212ZM43 211V212H42ZM68 211V212H67ZM73 211V212H72ZM75 211V212H74ZM100 211V212H98ZM131 211V212H130ZM151 211V212H150ZM180 211H183L180 213ZM6 212H9V213H6ZM20 212V213H19ZM48 212V213H46ZM54 213L53 215L51 213ZM61 212V213H60ZM103 212V214L101 215L100 213ZM108 212V213H106ZM133 212V213H132ZM191 212V211H190ZM35 213V215L33 214ZM40 213V214H39ZM42 213V215H41ZM58 213V214H57ZM114 215H108V214H112ZM116 213V214H114ZM142 213V214H141ZM144 213L145 214H148V216H144ZM169 213V214H168ZM32 214V216H31ZM37 214V216H36ZM56 214V215H55ZM60 214V216H59ZM97 214V216L95 215ZM107 214V215H105ZM129 216H128V215ZM154 214V215H153ZM162 214V215H161ZM175 214V215H174ZM179 214H181L179 216ZM41 215V217H39ZM59 216V217H56V216ZM94 215V216H93ZM104 215V216H103ZM133 215V216H132ZM137 215H141L140 217ZM34 216V219H32V217ZM48 216V217H47ZM58 218V221L55 219H53L54 217ZM93 216V217H92ZM96 216V217H95ZM100 216V217H99ZM101 216L102 218L104 217H110L111 216L113 218H117L116 220L114 219V222L118 221L117 223H112L110 224L109 226H106V229H109L105 232L104 230V226L102 227V224L101 222H98V221H101ZM118 216V217H117ZM144 216V217H143ZM151 216V217H150ZM167 216V217H166ZM169 216V217H168ZM176 216V217H175ZM0 218V223L1 221H3L5 218ZM36 217V218H35ZM65 217V219L63 218ZM98 217V218H97ZM120 217V219H119ZM126 217V219H124ZM142 217L144 218V220L142 219ZM179 217V218H178ZM183 217V219H182ZM188 217V218H187ZM25 218V219H24ZM29 219V223H28V219ZM31 218V219H30ZM47 218V220H46ZM61 218V219H60ZM63 218V219H62ZM68 218L70 220V218L73 220L71 222H69L68 224ZM94 218V219H93ZM96 220L99 219V220ZM101 218V219H100ZM112 218V219H113ZM129 218V219H128ZM133 218H135L133 220ZM140 218V219H139ZM154 218V219H153ZM168 218V219H167ZM172 218V219H171ZM187 218V219H186ZM41 219V220H40ZM45 219V220H44ZM123 219V220H122ZM129 221H128V220ZM139 219V220H138ZM149 219V220H148ZM170 219V220H169ZM32 220V221H31ZM40 220V221H39ZM50 220V221H49ZM53 220V221H52ZM63 220V221H62ZM65 220V221H64ZM95 220V221H94ZM137 220V221H136ZM141 220V221H140ZM163 220V221H161ZM165 220V221H164ZM181 222H179V221ZM26 221V222H25ZM43 224H42V222ZM47 221V222H46ZM91 221H94V222H91ZM151 221V222H150ZM156 221V222H155ZM167 221V222H166ZM170 221V222H169ZM177 221V222H176ZM228 221V222H227ZM45 222V223H44ZM49 222V223H48ZM56 224H53L55 223ZM73 222V223H72ZM78 222V223H77ZM127 222L129 224H127ZM137 222H140V227L139 226H136ZM155 222V223H154ZM161 222V223H160ZM163 222V224H162ZM175 222V223H174ZM185 222V223H183ZM31 223V224H30ZM37 223V224H36ZM65 223V224H63ZM91 223V225H90ZM124 223V224H123ZM174 223V224H172ZM46 224L49 226V229H48V226L46 227ZM121 224V225H120ZM158 224H161L160 226ZM165 224V225H164ZM168 224V225H167ZM171 224V225H170ZM178 224V225H177ZM183 224V225H182ZM38 225V226H37ZM64 225V226H63ZM75 225V226H74ZM118 225V226H117ZM143 225V226H142ZM154 226L152 228V226ZM170 225V226H169ZM44 226V227H43ZM51 226V227H50ZM55 226V228H54ZM61 226H63L61 228ZM69 226L71 228H69ZM123 226V227H121ZM162 226V227H161ZM165 226V227H163ZM168 226V227H167ZM174 226V227H173ZM178 226V228H177ZM38 227V228H37ZM40 227V228H39ZM58 227H60L61 229V232H58L60 231L58 229ZM68 227V228H66ZM101 227V228H100ZM108 227V228H107ZM114 227V228H113ZM137 227V228H136ZM157 227V228H156ZM3 228V230H2ZM46 228V230H45ZM53 230H50L52 229ZM66 228V229H65ZM88 227V229H90ZM142 230V231H140ZM157 229V230H154ZM165 230H164V229ZM173 228V229H172ZM6 229H10L9 231L6 230ZM39 229V230H38ZM42 229V231H41ZM48 229V230H47ZM68 229V230H67ZM79 229V228H78ZM77 229V230H78ZM95 229V230H94ZM144 229V230H143ZM163 229V230H162ZM167 229V230H166ZM171 229V230H170ZM8 232H6V231ZM22 230V231H21ZM36 232H35V231ZM50 230V231H49ZM72 230V231H71ZM112 230V231H111ZM131 230V231H130ZM136 230V231H134ZM148 232H147V231ZM160 230V231H159ZM170 230V231H169ZM175 230V231H174ZM18 236L15 237V234ZM45 231V232H44ZM49 231V232H48ZM63 231V233H62ZM67 231V233L65 234V232ZM134 231V232H133ZM138 231V232H137ZM146 231V232H145ZM166 231V232H165ZM70 232V233H69ZM72 232V233H71ZM77 232V234H76ZM97 232V233H96ZM163 232V233H162ZM11 233V234H10ZM22 233V235H21ZM60 233V234H59ZM96 233V234H95ZM101 233V234H100ZM106 233V235H105ZM108 233V234H107ZM132 233V234H130ZM136 233H138V236L137 238L135 237ZM142 233L144 234L142 235ZM147 233V234H146ZM158 233H161L160 235H158ZM171 233V234H169ZM221 233V230L217 229V232L214 231V229H211L210 231L207 229V231L205 233L202 234V236L204 237L205 240H207L208 242L210 241H214L216 240L217 238V235H219ZM10 234V235H8ZM65 236H64V235ZM98 234V235H97ZM100 234V235H99ZM141 234V235H140ZM163 234V235H162ZM14 235V236H13ZM57 235V236H58ZM156 235V236H155ZM175 235V237H174ZM10 236V237H9ZM71 236V237H70ZM75 237V238H72ZM104 236V237H103ZM141 236V238H140ZM159 236V237H158ZM163 236V237H162ZM168 236V237H167ZM8 237V239H7ZM62 237H64L62 239ZM77 237V238H76ZM96 237V239L94 238ZM111 239H110V238ZM113 237V238H112ZM154 237V238H153ZM156 237V238H155ZM174 237V238H173ZM201 237V236H200ZM21 238H24L25 240H27L28 242H24L25 240L24 239H21ZM71 238V240L69 239ZM105 238V239H104ZM135 238V239H134ZM153 238V239H151ZM173 238V239H172ZM2 239H6L7 242H2L4 240ZM17 239V241H16ZM164 239V241L162 240ZM98 240V241H97ZM101 240V241H100ZM103 240V241H102ZM146 240V241H145ZM162 240V241H161ZM168 240V242H167ZM175 241V242H172ZM15 241V242H14ZM66 241V242H65ZM78 241V242H77ZM107 241V243L105 242ZM135 241V243H134ZM138 244H137V242ZM141 241V242H139ZM167 243H166V242ZM19 244H18V243ZM30 242V243H29ZM105 242V243H104ZM112 244H111V243ZM117 244H116V243ZM148 242V243H146ZM158 242V243H157ZM165 242V243H163ZM172 242V243H171ZM15 243V244H14ZM17 243V244H16ZM29 243V244H28ZM79 243V244H78ZM83 243V244H82ZM142 243V245H140ZM162 245H161V244ZM170 243V244H169ZM24 244V245H23ZM26 244V245H25ZM28 244V245H27ZM75 244V245H74ZM77 244V245H76ZM81 244V245H80ZM105 244V245H104ZM107 244V245H106ZM109 244V245H108ZM137 244V245H136ZM179 244V245H178ZM14 245V246H13ZM33 245L35 247H33ZM98 245V246H97ZM113 245V246H112ZM148 245V246H147ZM158 245V246H156ZM30 246V247H29ZM80 248H79V247ZM82 246V247H81ZM110 246V247H109ZM138 246V247H139ZM147 246V247H146ZM163 246V248H162ZM77 247V248H76ZM97 247V248H96ZM146 247V248H145ZM154 249H153V248ZM161 247V248H160ZM179 247V248H178ZM3 248V249H2ZM28 248V250H26ZM95 248V249H94ZM102 248V249H101ZM113 250L111 251L110 250ZM113 248V249H112ZM152 248V249H151ZM158 248V249H157ZM160 248V249H159ZM178 250H177V249ZM76 249V250H74ZM81 249V250H80ZM129 251H128V257L130 258V260L132 261V263L135 262V256L133 255V250L131 248H128ZM162 249V250H161ZM32 250V251H30ZM5 251V253H4ZM15 253H14V252ZM175 251V252H173ZM11 252V253H10ZM21 252V253H20ZM27 252V253H26ZM37 252V253H36ZM79 252V253H76ZM26 253V254H25ZM4 254V255H3ZM11 254V255H10ZM21 254H23L22 256H20ZM55 253H48L47 256H45V260L44 261H49V263L51 262V264H58L57 262H60V259L55 257L54 255ZM2 255V256H1ZM6 255V256H5ZM13 260L11 261H7V260H10V258ZM13 255H16L14 257H12ZM82 255V256H81ZM5 256V257H3ZM20 256V257H18ZM76 256V257H75ZM81 256V257H80ZM7 257V259H6ZM17 257V258H16ZM38 257V258H37ZM55 257V258H54ZM73 257V258H71ZM79 257V258H78ZM88 259H86V258ZM26 258V259H25ZM35 258V259H34ZM50 258V259H49ZM79 259V260H76V259ZM84 258V260H83ZM128 258V259H129ZM233 258V259H232ZM15 259V260H14ZM28 259V260H27ZM39 259V261H38ZM55 259V260H54ZM59 259V260H58ZM66 259V260H65ZM69 259V261H68ZM81 259V260H80ZM22 260V261H20ZM41 260V261H40ZM5 261V262H4ZM25 261V263H24ZM27 261V262H26ZM35 261H37L35 263ZM75 261V262H74ZM239 261H240V257L238 254H234L232 252H229V251H224L219 257H218V264H239ZM39 262V263H38ZM46 262V263H47ZM74 262V263H72ZM77 262V263H78ZM83 262V263H84ZM225 262V263H224ZM227 262V263H226ZM131 263V264H132ZM60 264V263H59Z\"/></svg>","mask_w":264,"mask_h":264},{"label":"bare ground","instance_id":"2","mask_svg":"<svg viewBox=\"0 0 264 264\" xmlns=\"http://www.w3.org/2000/svg\"><path fill=\"white\" fill-rule=\"evenodd\" d=\"M21 1V0H20ZM23 1V0H22ZM27 1V0H26ZM29 1V0H28ZM32 1V0H30ZM36 1V0H35ZM40 1V0H39ZM42 1V0H41ZM40 1V2H41ZM46 1V0H44ZM53 1V0H52ZM59 1H63L64 0H59ZM98 1V0H97ZM95 1V3L97 2ZM113 1V0H112ZM112 1L110 0V2L112 3ZM116 1V0H115ZM118 1V0H117ZM131 1V0H130ZM137 1V0H136ZM143 2V0H141ZM153 2H155V0H152ZM151 1V2H152ZM159 1V0H158ZM165 1V0H163ZM192 1V0H190ZM204 1V0H202ZM208 1V0H207ZM221 1V0H220ZM234 1V0H233ZM236 1V0H235ZM16 2V1H15ZM24 2V1H23ZM33 2V1H32ZM56 2V1H55ZM69 2V1H68ZM90 4H91V0H89ZM94 2V1H93ZM123 2V1H122ZM132 2V1H131ZM131 2H128L127 0V4L128 3L130 4ZM140 2V1H139ZM146 2V0H145ZM149 2H147V5L149 6ZM188 0H167L165 1L163 4L159 5V7H156L155 10L151 11L153 14L151 16H149L151 14V12L149 11V15L148 14H145V10L146 8H144V12L142 10H138L139 12L142 11V19L139 20V21H142L141 23V26H140V30L141 32L143 33V49H139L136 44L133 45V44H129L128 41H127V44L125 43H120V40H119V44L118 45H114V42L115 40L113 38H106L104 37L105 41L100 44L99 46V51H100V54L99 55H93L91 56L89 59L86 58L88 64L87 66H85V70H73L71 71L70 73H65V71H61L60 70V66L58 68V63L56 61V59L54 58L55 56L57 57V55H55L54 57H52L51 59H47V60H41L39 61V59L37 58V60L39 61V64L38 65H29V66H26L25 68H20L21 69V72L18 74L19 77H17L16 80V83H14L13 86H9V90H7L6 92L3 90H0V95H3V93L6 94L7 98L8 97H11L12 99H14L16 105L14 106H17L18 107V111L19 113L23 114V115H26L30 118V124H28V126L30 125L33 129L35 130H38V131H41L43 132V134L46 133V135H48L51 139H53L55 142H59L60 144L61 143H65V144H68L70 143L72 140L74 139H78V144L81 146V148H83L84 151H88V152H94L95 154L96 153H100L102 154L103 156L109 158L111 161L113 160L114 158V161L116 160V162L118 161H123V160H128L129 157H132V156H137V154L133 151V146H132V142L135 140V139H138V141L140 142V144L142 145L143 147V151L145 152V155L147 157H150V158H155V159H163V158H167L168 156H173L174 158L176 157L177 159L181 158V152L179 150V148L181 147V136L179 135L180 133L178 132V129L176 128V126L179 124L176 119L179 115V113H177L178 109L181 108V106H186L188 107V105L193 101L192 98L193 97H197L198 94H196L197 92V87L201 86V85H204L206 83V81L202 82L204 84L201 83V85H198L196 82V86L195 87H189L187 86V82H186V78L184 76L185 74V70H186V66H191L192 65V62L194 63V60L192 61L193 57L191 53V49L192 48V45L191 43H189L187 41L188 37H186L187 39H185L184 35H183V30L185 29V27L188 25L189 26H193V25H190L191 24V16L188 12V7L187 6V3ZM193 2V1H192ZM197 2H200L197 1ZM206 2V1H205ZM211 2V1H209ZM222 2V1H221ZM255 2V0H254ZM264 2V1H263ZM29 2H27L28 4ZM35 3V2H34ZM32 3V4H34ZM37 3H38V0H37ZM100 3V1H99ZM103 3V1H102ZM105 3V1H104ZM109 4V2H107ZM134 3V2H133ZM160 3V1H159ZM162 3V2H161ZM190 3V2H189ZM194 3V2H193ZM203 4V2H201ZM225 3V2H224ZM246 3V2H245ZM249 3V2H248ZM25 4V3H23ZM26 4V5H27ZM31 4V5H32ZM44 4V3H43ZM50 4V3H49ZM106 4V3H105ZM104 4V5H105ZM115 4V3H114ZM119 4V2H118ZM117 4V6H118ZM123 4V3H122ZM125 4V3H124ZM142 4V3H141ZM154 4V3H153ZM242 4V3H241ZM15 5V4H14ZM52 5V4H51ZM116 5V4H115ZM139 5V4H138ZM143 5V4H142ZM141 5V6H142ZM191 5V4H190ZM196 6V4H194ZM236 5V4H235ZM240 5V4H239ZM248 5V4H247ZM1 6V5H0ZM18 6H20L18 4ZM45 6V5H44ZM43 6V7H44ZM72 6V5H71ZM115 6V7H117ZM130 6V5H128ZM146 6V5H145ZM147 6V7H148ZM152 6V4H151ZM193 6V4H192ZM191 6V7H192ZM213 6V5H212ZM250 6V5H249ZM262 3H261V7L262 8ZM35 8V6H32L31 8ZM68 7V6H66ZM74 7V6H73ZM76 7V6H75ZM93 7V6H92ZM95 7V6H94ZM104 7V6H102ZM131 7V6H130ZM144 7V5H143ZM194 7V6H193ZM198 7V6H197ZM202 7V6H200ZM199 7V9H200ZM204 7V6H203ZM16 8H19L16 6ZM26 8V6H25ZM24 8V9H25ZM28 8H29V4H28ZM64 8V7H63ZM77 8V7H76ZM86 8V7H85ZM99 7H97L98 9ZM105 8V7H104ZM107 8V7H106ZM110 8V7H109ZM121 8V7H120ZM129 8V7H128ZM136 8V7H134ZM140 8V7H139ZM140 8V9H141ZM149 8V7H148ZM259 8V9H260ZM13 9V8H12ZM21 6H20V10H21ZM23 9V12H25ZM27 9V8H26ZM44 8H42L43 10ZM57 9V8H56ZM60 9V8H59ZM103 9V8H102ZM123 9V7H122ZM151 9V8H150ZM196 9V8H195ZM242 9V8H241ZM258 9V10H259ZM264 9V8H263ZM263 9L262 12H263ZM5 8L2 10V8L0 9V11L4 12ZM14 10V9H13ZM12 10V11H13ZM20 10H17L19 13ZM38 10V9H37ZM83 11V9H80L79 11ZM130 10V9H129ZM136 10V9H135ZM194 10V9H193ZM202 10V9H201ZM257 10V9H256ZM260 11V13L262 14V12ZM15 11V10H14ZM16 11V12H17ZM29 11V10H27ZM30 11H33V10H30ZM58 11V9H57ZM97 11V10H95ZM104 11V10H103ZM112 11V10H111ZM114 11V10H113ZM123 11V10H122ZM121 11V12H122ZM131 11V10H130ZM129 11V12H130ZM134 11V10H133ZM137 11V12H138ZM148 11V10H147ZM196 11V10H195ZM240 11V10H239ZM5 12L8 13V10ZM15 12V13H16ZM54 12V11H52ZM77 12V11H75ZM85 12V11H84ZM107 11H105L104 13H106ZM116 12V11H115ZM137 12H134V14L137 16ZM138 12V13H139ZM192 12V11H191ZM203 12V11H202ZM205 12V11H204ZM255 12V11H254ZM6 13V14H7ZM10 13V12H9ZM14 13V12H11V14ZM56 13V11H55ZM99 13V12H98ZM109 13V12H108ZM131 13V12H130ZM250 13V11L248 12ZM1 14V13H0ZM18 14V13H17ZM50 14V12H49ZM83 14V13H82ZM90 14V13H89ZM119 14V13H118ZM128 14V13H127ZM141 14V13H140ZM192 14V13H191ZM255 14V13H254ZM5 15V14H4ZM10 15V14H9ZM47 15V14H46ZM51 15V14H50ZM56 15V14H54ZM107 15V14H106ZM120 15V14H119ZM131 15V14H130ZM209 15V14H208ZM13 16V15H12ZM82 16V15H81ZM84 16V15H83ZM86 16V14H85ZM104 16V14H103ZM109 16V15H107ZM111 16V14H110ZM122 16V15H120ZM129 16V15H128ZM127 16V17H128ZM133 16V15H132ZM135 16V17H136ZM249 16V15H248ZM247 16V17H248ZM253 16V15H252ZM262 16V15H260ZM134 16L131 17L130 19L132 18H135ZM140 17V15H139ZM204 17V16H203ZM257 17V16H256ZM2 18V17H1ZM86 18V17H85ZM108 19H110L109 17H107ZM112 18V17H111ZM123 18V17H121ZM138 18V17H137ZM135 18V19H137ZM199 18V16H198ZM260 18V17H259ZM6 19V18H5ZM48 19V18H46ZM83 19V18H82ZM89 19V18H88ZM92 19V18H91ZM106 19V18H105ZM139 19V18H138ZM256 19V18H255ZM4 20V19H3ZM8 20V19H7ZM97 20V19H96ZM116 19L114 18L113 22L115 21ZM122 20V19H121ZM262 20V19H261ZM81 21V20H80ZM84 21V20H83ZM87 21V20H86ZM86 21L84 22L86 24ZM106 21V20H105ZM111 19H110V23H111ZM123 23H124V20H122ZM127 21V20H126ZM125 21V22H126ZM138 21V22H139ZM258 20L256 19V22ZM0 22H2L0 20ZM4 23L6 22L3 21ZM82 22V21H81ZM93 22V21H92ZM119 22V21H118ZM211 22V21H210ZM96 23V22H95ZM103 23V22H102ZM107 23V22H106ZM131 23V22H130ZM134 23V22H133ZM132 23V24H133ZM194 23V22H193ZM207 23V22H206ZM6 24V23H5ZM47 24V23H46ZM105 23H103L102 25H104ZM113 24V23H112ZM120 25V23H118ZM205 24V23H204ZM1 25V24H0ZM61 25V23H60ZM109 25V24H108ZM114 25V24H113ZM117 25V26H119ZM134 25V24H133ZM140 25V24H138ZM137 25V26H138ZM201 25V24H200ZM206 25V24H205ZM209 25V24H208ZM46 26V25H45ZM58 26V25H57ZM63 26V24H62ZM89 26V25H87ZM97 26V25H96ZM99 26V25H98ZM111 26V24H110ZM116 24H115V27H117ZM126 26H127V23H126ZM203 26V25H202ZM3 27V26H2ZM5 27V26H4ZM7 27V26H6ZM81 27V26H80ZM79 27V28H80ZM90 27V26H89ZM106 27V26H105ZM114 27V26H113ZM190 27V29H191ZM64 28V27H63ZM77 28V27H75ZM75 28H74V31H75ZM88 28V27H87ZM98 28V27H97ZM101 28V26H100ZM110 28V27H108ZM122 28V27H121ZM132 28V27H131ZM139 28V27H138ZM54 29V28H53ZM58 29V28H56ZM67 29V28H65ZM70 29V28H69ZM78 29V28H77ZM81 29V28H80ZM89 29H92L91 27ZM112 29V28H111ZM119 29V28H118ZM129 29V28H128ZM189 29V28H187ZM186 29V30H187ZM189 29V30H190ZM59 30V29H58ZM61 30V29H60ZM63 30V29H62ZM68 30V29H67ZM66 30V31H67ZM97 30V29H95ZM110 30V29H108ZM107 30V31H108ZM113 30V29H112ZM53 31V30H52ZM66 31L63 30V32L66 33ZM70 31V30H68ZM83 31V30H82ZM102 31V29H101ZM133 31V30H132ZM203 31H205V29H203ZM60 31H57V33H59ZM62 32V31H61ZM60 32V33H61ZM73 30H71V34ZM90 32V31H88ZM113 32V31H111ZM121 32V31H120ZM119 32V33H120ZM141 32L139 34H141ZM192 32V31H191ZM198 32V31H197ZM196 32V33H197ZM46 33V32H45ZM50 33V32H49ZM59 33V34H60ZM74 33H77V32H74ZM92 33H94L93 29H92ZM96 33V31H95ZM115 33V32H114ZM136 33V32H135ZM185 33V32H184ZM195 35H199L198 33ZM209 33V32H208ZM248 33V32H247ZM255 33V32H254ZM55 34V33H54ZM52 33V35H54ZM62 34V33H61ZM70 33H68V36H69ZM83 35L85 33H82ZM87 34V33H86ZM91 34V33H89ZM104 34V33H103ZM103 34L101 35L103 37ZM123 34V33H122ZM129 34V33H127ZM138 34V33H137ZM170 35V37L168 39H165V36L166 35ZM261 34V33H260ZM49 35V34H48ZM51 35V34H50ZM76 35V34H75ZM75 35H72V37ZM81 35V34H80ZM88 35V34H87ZM87 35L85 37H87ZM97 35V34H96ZM107 35V34H106ZM142 35V34H141ZM192 35V33H191ZM209 35V34H207ZM206 35V36H207ZM257 35V34H256ZM256 35H254L255 37H257ZM47 36V35H46ZM57 36V35H56ZM122 36V35H121ZM136 36V34L134 35V37ZM213 36V35H212ZM216 36V35H215ZM244 36V35H243ZM248 35H246L247 37ZM48 38L50 36H47ZM62 38H64L63 36H61ZM60 37V38H61ZM80 37V36H79ZM115 37V36H114ZM124 37H127L126 35H124ZM132 37V36H131ZM139 37V36H138ZM137 37V38H138ZM197 37V36H196ZM199 37V36H198ZM51 38V37H50ZM59 37L57 36V40H59L60 42V39H58ZM61 38V39H62ZM71 38V37H70ZM70 38H68L67 40H69ZM84 39V37H82ZM81 38V39H82ZM133 38V37H132ZM142 39V37H140ZM138 38V39H140ZM192 38V37H191ZM209 38V37H208ZM211 38V37H210ZM209 38V39H210ZM248 38V37H247ZM47 39V38H46ZM53 39V38H52ZM78 40V38H76ZM75 39V40H76ZM88 39V38H87ZM86 39V40H87ZM124 39V38H123ZM140 39V40H141ZM223 39V38H222ZM244 39V38H243ZM252 39V38H251ZM257 39V38H256ZM260 39V38H258ZM258 39H257V44H258ZM49 40V39H47ZM55 40V38H54ZM66 40V41H67ZM74 40V39H73ZM85 40V42L88 44V42ZM90 40V39H89ZM117 40V39H116ZM131 40V39H130ZM135 41V39H133ZM207 40V39H206ZM43 41V40H42ZM53 41V40H52ZM91 41V40H90ZM118 41V40H117ZM194 41V40H193ZM192 41V42H193ZM213 41V40H212ZM44 42V41H43ZM58 42V43H59ZM65 42V41H63ZM68 42V41H67ZM137 42V41H136ZM211 42V41H210ZM48 43V42H47ZM66 43V42H65ZM65 43H62L64 45H62L61 47L65 46ZM69 43V42H68ZM77 44V41L75 42ZM83 43V42H82ZM133 43V41H132ZM140 43V42H139ZM195 43V42H194ZM245 43V42H244ZM254 43V42H253ZM57 43H54V45H56ZM60 44V43H59ZM80 44V43H78ZM196 44V43H195ZM45 45H46V42H45ZM50 45H51V42H50ZM49 45V46H50ZM52 46L53 48H49L50 50L49 51H53V49L55 48V46ZM86 45V44H85ZM250 45V44H249ZM59 46V45H58ZM67 46V45H66ZM65 46V48H66ZM75 46V44H74ZM78 46V45H76ZM75 46V47H76ZM81 46V45H80ZM194 46V45H193ZM197 46V45H196ZM257 46V45H256ZM46 47V46H45ZM48 47V46H47ZM68 48L70 46H67ZM75 47H72V49ZM89 47V46H88ZM92 47H93V44H92ZM209 47V46H208ZM212 47V46H211ZM210 47V48H211ZM264 47V46H263ZM57 48V47H56ZM84 48V47H83ZM87 48V47H86ZM206 48V47H205ZM40 49V48H39ZM60 49V48H59ZM64 50V48H62ZM77 49V48H76ZM88 49V48H87ZM215 49V48H214ZM226 49V48H225ZM45 51V48L42 49ZM57 50V49H55ZM54 50V51H55ZM68 52H69V49H67ZM85 50V48H84ZM82 50V51H84ZM89 50V49H88ZM220 50V49H219ZM260 50V49H259ZM39 51V50H38ZM49 51L47 52V54L49 53ZM73 51H77V50H73ZM72 51V53H74ZM207 51V50H206ZM213 51V50H211ZM218 51V50H217ZM245 51V50H244ZM263 51V49H262ZM57 52H62L61 51H57ZM64 52V51H63ZM63 52L61 54H63ZM79 52V51H78ZM78 52H75V53H78ZM81 52V51H80ZM87 52V50L85 51ZM90 52V51H89ZM95 52V53H96ZM197 52V50H196ZM195 52V53H196ZM208 52V51H207ZM224 52V51H223ZM257 52V51H256ZM264 52V51H263ZM41 53V52H40ZM39 53V54H40ZM53 53V52H52ZM52 53L50 52V54L52 55ZM74 53V54H75ZM84 53V52H83ZM93 53V52H92ZM194 53V52H193ZM199 53L200 50H199ZM212 53V52H211ZM221 53V52H220ZM243 53V52H242ZM241 53V54H242ZM259 53V52H258ZM1 54V53H0ZM42 54V53H41ZM44 54V53H43ZM43 54L41 56H43ZM46 54V55H47ZM59 54V53H58ZM60 54V55H61ZM67 56V51L65 50V53ZM80 54V53H79ZM77 54V55H79ZM192 54V55H191ZM202 54V53H201ZM222 54V53H221ZM248 54V53H247ZM44 55V56H46ZM73 55V54H71ZM76 55V54H75ZM83 55V54H81ZM86 55V53H85ZM200 55V54H199ZM206 55V54H205ZM215 54H213L214 56ZM244 55V54H243ZM2 56V55H1ZM39 56V55H37ZM36 56V57H37ZM65 56V55H64ZM70 56V55H69ZM68 56V57H69ZM80 56V55H79ZM79 56H76L79 58ZM196 56V54L194 55ZM207 56V55H206ZM211 56V55H210ZM209 56V57H210ZM219 56V55H218ZM239 56V55H238ZM252 56V55H251ZM257 56V55H256ZM5 57V56H4ZM40 57V56H39ZM71 57V56H70ZM82 57V56H81ZM204 56L202 55V59ZM216 57H217V53H216ZM229 57V56H228ZM244 57V56H243ZM246 57V56H245ZM244 57V58H245ZM259 57V56H258ZM44 58V57H43ZM84 58V57H83ZM213 58V57H211ZM210 58V59H211ZM219 58V57H218ZM30 59V58H29ZM42 59V58H41ZM80 59V58H79ZM206 59V58H205ZM226 59V58H225ZM260 59V58H259ZM264 59V58H263ZM3 60V59H2ZM10 60V59H9ZM85 60V61H86ZM102 61H106L108 62V64L113 63L117 69H118V84L115 83V88H110L108 87V89L105 90V94H101L99 91V89L95 90L94 88H92V81L94 79V77L97 76V74H95V70H96V67L95 66H98L96 65V63L98 61L101 62ZM209 60V59H208ZM244 60V59H243ZM262 60V59H261ZM8 61V60H7ZM12 61V59H11ZM27 61V60H25ZM29 61V60H28ZM31 61V60H30ZM247 61V60H246ZM255 62V60H253ZM2 62V61H1ZM9 62V61H8ZM22 62V61H21ZM37 62V61H36ZM196 62V61H195ZM213 62V61H212ZM236 62V61H235ZM234 62V63H235ZM3 63V62H2ZM6 63V62H5ZM4 63V64H5ZM17 63V62H16ZM19 63V62H18ZM31 63V62H29ZM33 63V62H32ZM35 63V62H34ZM102 63V62H101ZM207 63V62H206ZM205 63V64H206ZM220 63V62H219ZM230 63V62H229ZM232 63V64H234ZM263 63V61H262ZM14 63H12V66H13ZM24 64V63H23ZM107 64V63H106ZM195 64V63H194ZM211 64V62H210ZM209 64V65H210ZM230 64V65H232ZM237 64V63H235ZM249 64V63H248ZM9 65V64H7ZM16 64H14V67H15ZM22 65V63H21ZM28 65V64H27ZM105 65V64H103ZM198 65V64H197ZM238 65V64H237ZM11 66V65H10ZM17 66V65H16ZM24 66V65H23ZM66 66V65H65ZM102 66V64H101ZM113 66V65H112ZM111 66V67H112ZM113 66V68L115 67ZM193 66V65H192ZM196 66V65H195ZM193 66V67H195ZM207 66V65H206ZM222 66V65H221ZM253 66V65H252ZM257 66V65H256ZM255 66V67H256ZM259 66V64H258ZM264 66V65H263ZM8 67V66H7ZM13 67V68H14ZM20 67V65L18 66ZM17 67V68H18ZM78 67V66H77ZM104 67V66H103ZM192 67V69H193ZM200 67V66H199ZM203 67V66H202ZM201 67V68H202ZM217 67V65L215 66ZM214 67V68H215ZM223 67V66H222ZM233 67V66H232ZM4 68V67H3ZM16 68V69H17ZM70 68V67H69ZM100 68V67H99ZM190 68V67H189ZM187 69L190 71V69ZM231 68V66L229 67ZM235 68V66H234ZM248 68V67H247ZM1 69V68H0ZM6 69V68H4ZM58 69L61 71L60 73H58ZM101 69V68H100ZM109 69V68H108ZM115 69V68H114ZM198 70V67L196 68ZM216 69V68H215ZM13 71H15L14 69H12ZM11 70V71H12ZM19 70V69H17ZM67 70V69H66ZM201 70V69H200ZM206 70V69H205ZM212 70V69H211ZM263 70V69H261ZM261 70H259L261 72ZM5 71V70H4ZM58 71V72H56ZM109 71V70H108ZM114 71V70H113ZM112 71V72H113ZM194 71V70H193ZM193 71H192V74H193ZM209 71V70H207ZM231 71V70H230ZM245 71V70H244ZM56 72V73H55ZM100 72V71H99ZM191 72V71H190ZM200 72V71H199ZM227 72V71H226ZM249 72V71H248ZM5 73V72H4ZM17 73V72H16ZM107 73V72H106ZM109 73V72H108ZM117 73V71H116ZM188 73V72H187ZM214 73V71H213ZM212 73V74H213ZM236 73V72H235ZM1 74L3 75L2 71H1ZM11 74V73H9ZM58 74V75H57ZM111 74V73H109ZM108 74V75H109ZM210 74V73H209ZM256 74V73H255ZM264 74V72H263ZM8 75V74H7ZM13 75V74H12ZM113 75H114V72H113ZM191 75V74H190ZM216 75V73H215ZM239 75V74H238ZM261 75V74H260ZM111 76V75H110ZM189 76V75H188ZM240 76V75H239ZM242 76V75H241ZM263 77V75H261ZM4 77V76H3ZM2 77V78H3ZM108 77V76H107ZM187 77V76H186ZM195 77V76H194ZM196 77H198L196 75ZM210 77V76H209ZM243 77V76H242ZM248 77V76H247ZM7 78H9L7 76ZM110 78V77H109ZM108 78V79H109ZM181 78V79H179ZM202 80H205L206 78L203 79V77L201 76ZM214 78V77H213ZM235 80L236 77H234ZM241 78V77H240ZM238 78V79H240ZM245 78V77H244ZM243 78V79H244ZM4 79V78H3ZM97 79V78H95ZM197 79V78H196ZM200 79V78H199ZM229 79V78H228ZM257 79V78H256ZM259 79V78H258ZM211 80V79H210ZM214 81V79H212ZM211 80V81H212ZM241 80V79H240ZM248 80V79H247ZM252 80V79H251ZM5 81V80H4ZM114 81V80H113ZM197 81V80H196ZM201 82V80H198ZM212 81V82H213ZM216 81V80H215ZM220 81V80H219ZM226 81V80H225ZM228 81V80H227ZM256 81V80H255ZM259 81V80H258ZM262 81V80H261ZM264 81V80H263ZM7 82V81H6ZM115 82V81H114ZM199 82V83H200ZM233 82V81H232ZM242 82V81H240ZM244 82H247L246 79ZM3 83V82H1ZM111 83V82H110ZM129 83H134L136 84V86L140 85L142 86V88H146V86H149V87H152L153 88V96L155 97V99L157 98L158 99V106L156 105H152L148 100H145L144 98V93L142 90H139L136 94H128L127 91H126V87ZM217 83V82H216ZM248 83H250V81H248ZM257 83V82H256ZM261 83V82H259ZM263 83V82H262ZM4 84V83H3ZM6 84V83H5ZM10 84V82H9ZM106 84H109V83H106ZM113 84V82H112ZM117 84V85H116ZM207 84V83H206ZM205 84V85H206ZM223 84V83H222ZM233 84V83H232ZM238 84V83H237ZM241 84V83H240ZM114 85V84H113ZM146 85V86H145ZM209 85V84H208ZM218 86V84H216ZM234 85V84H233ZM244 85L246 86V84L244 83ZM250 86H252V83L249 84ZM248 85V86H249ZM258 85V84H256ZM102 86H105V85H102ZM109 86V85H108ZM129 86V85H128ZM131 86V85H130ZM260 88L261 86L263 87L264 85H259ZM258 86V87H259ZM101 87V86H100ZM132 87H133V84H132ZM206 87V86H205ZM235 87V85H234ZM242 87V86H241ZM244 87V86H243ZM255 87V86H254ZM96 88V87H95ZM98 88V87H97ZM102 88V87H101ZM107 88V86H106ZM209 88V87H208ZM213 88V86H212ZM236 88H238V86H236ZM246 88V87H244ZM103 89V88H102ZM199 89V88H198ZM201 89V88H200ZM199 89V90H200ZM210 89V88H209ZM218 89V88H216ZM227 89V88H226ZM232 89V88H231ZM239 90L241 88H238ZM249 91H250V87L248 88ZM221 90V89H219ZM238 90V91H239ZM244 90V89H243ZM247 90V89H246ZM246 90L244 91L245 94H246ZM252 90V88H251ZM131 91H134V90H131ZM207 91V89H206ZM211 91V89H210ZM214 91V90H213ZM216 91V90H215ZM224 91V89H223ZM248 91V90H247ZM248 91V92H249ZM260 91V89H259ZM262 91V90H261ZM202 92V91H201ZM230 92V91H229ZM241 92V91H240ZM251 92V91H250ZM252 92H256V90H253ZM264 92V90H263ZM103 93V92H102ZM205 93V92H204ZM209 92L207 91V94ZM214 93V92H213ZM212 93V94H213ZM216 93V92H215ZM218 94H220L219 91H217ZM217 94V96H219ZM224 94H226L224 92ZM233 94V93H232ZM237 94V93H236ZM244 94V93H243ZM248 94V93H247ZM246 94V95H247ZM251 94V93H250ZM197 95V96H195ZM214 95V94H213ZM227 96H229L228 94H226ZM238 95V94H237ZM240 95V94H239ZM256 95V93H255ZM147 96V95H146ZM204 96V95H203ZM211 96V95H210ZM217 96H215V99L218 98ZM254 96V95H253ZM257 96V95H256ZM255 96V97H256ZM144 97V98H143ZM199 97V96H198ZM213 97V96H212ZM224 97V95L222 96ZM221 97V98H222ZM233 98V96H231ZM238 97V96H237ZM258 97V96H257ZM256 97V98H257ZM3 98V97H2ZM1 98V99H2ZM151 98V97H150ZM211 98V97H210ZM209 98V99H210ZM240 98V97H239ZM239 98H235V100L239 99ZM263 98H264V95H263ZM11 99V100H12ZM205 99V98H204ZM212 99V100H211ZM210 100L213 101L214 98H211ZM214 99L215 102H217L216 100ZM220 99V97H219ZM218 99V100H219ZM223 99V98H222ZM227 99V98H225ZM245 99V96L242 97L241 101ZM247 99V97H246ZM255 99V98H254ZM253 99V100H254ZM261 99H262V96H261ZM10 100V101H11ZM150 100V99H149ZM229 99H227L228 101ZM233 100V99H232ZM235 100L234 101H231L229 103H232V104H229L228 106V109L224 112V115L222 117V119L224 118H227V122L225 124L226 125V128L229 129L230 127H232L230 124H231V121H232V117L234 114V105H235ZM240 100V99H239ZM203 101V100H202ZM230 101V100H229ZM248 101V100H247ZM246 101V102H247ZM260 101V99H259ZM9 102V101H8ZM7 102V104H8ZM195 101H193L194 103ZM207 102V101H206ZM219 102V101H218ZM240 102V101H239ZM250 102H253V101H250ZM255 102V101H254ZM262 102V101H261ZM205 103V102H204ZM211 103V102H210ZM224 103V101H223ZM226 103V102H225ZM238 103V102H237ZM258 100H257V104H258ZM264 103V102H262ZM192 104V103H191ZM190 104V105H191ZM194 104H197V103H194ZM215 104V103H214ZM228 104V103H226ZM225 104V105H226ZM240 104V103H239ZM249 104V103H248ZM251 104V103H250ZM256 103H254L255 105ZM189 105V106H190ZM213 105V104H212ZM219 105V104H218ZM238 105V104H237ZM236 105V106H237ZM252 105V104H251ZM261 105V104H260ZM6 106V105H5ZM4 106V107H5ZM163 106V107H162ZM196 106V105H195ZM195 106H192L195 107ZM200 106V105H199ZM208 108H209V105H207ZM215 106V105H214ZM212 106V107H214ZM221 105H219L218 107H220ZM224 106V105H223ZM223 106H221L223 108ZM241 106V105H240ZM162 107V108H161ZM201 109H202V106H200ZM227 107V106H226ZM247 107V105H246ZM258 107V106H257ZM262 107V106H261ZM260 107V108H261ZM264 107V106H263ZM7 108V106H6ZM12 108V106H11ZM161 108V109H160ZM189 108V107H188ZM191 106H190V109H192ZM211 108V107H210ZM245 108V107H244ZM243 108V110H244ZM4 109V108H3ZM9 109V108H8ZM7 109V110H8ZM14 109V108H13ZM182 109V108H181ZM179 109V110H181ZM196 109V108H194ZM213 109V108H212ZM257 109V108H255ZM76 113H73V111H76ZM186 110V109H185ZM188 110V109H187ZM209 110V109H208ZM206 109V111H208ZM216 110H217V107H216ZM222 110V109H221ZM242 110V109H241ZM243 110L241 113H243ZM248 110V109H247ZM254 110V109H253ZM252 110V112H253ZM260 110V109H259ZM189 111H192V110H189ZM197 111H198V108H197ZM203 111V110H202ZM213 111V110H211ZM214 111H215V108H214ZM213 111V112H214ZM245 111V110H244ZM255 111V110H254ZM187 112V111H186ZM209 112V111H208ZM220 114V110L218 111ZM237 112V110H236ZM240 111L238 110V113ZM248 112V111H247ZM246 112V113H247ZM257 112V111H256ZM185 113V111H184ZM183 113V114H184ZM200 113V112H199ZM212 113V112H211ZM237 113V114H238ZM250 115L252 114L251 112H249ZM178 114V115H177ZM185 114H188L185 113ZM209 114V113H208ZM215 114H216V111H215ZM240 114V113H239ZM198 115V113L196 114ZM218 115V114H217ZM223 115V114H222ZM221 115V116H222ZM236 115V114H235ZM241 115V114H240ZM246 114H244V117H245ZM255 115V113H254ZM3 116V115H2ZM183 116V115H182ZM212 116L211 114H209V117ZM214 116V114H213ZM237 116V115H236ZM239 116V115H238ZM256 116H257V113H256ZM259 116H260V113H259ZM186 117V116H185ZM208 118V116H206ZM215 117V116H214ZM247 117V115H246ZM251 117H253L251 115ZM4 118V117H3ZM200 118V117H199ZM202 118V117H201ZM211 118V117H210ZM216 118V117H215ZM243 118V117H242ZM240 118V119H242ZM258 117L257 116V120H258ZM20 119V118H18ZM184 119V116L183 118ZM190 119V118H189ZM192 119V118H191ZM250 120V117L248 118ZM9 120V118H8ZM186 120V119H185ZM236 120L233 119V121ZM255 120V119H254ZM260 120H263V118ZM180 121V120H179ZM183 121V120H182ZM180 121V123L182 122ZM189 121V120H188ZM203 121V119H202ZM214 122L216 121L215 119L213 120ZM211 121V122H213ZM232 121V122H233ZM238 122L234 123V124H238L240 120H237ZM246 121V120H245ZM256 121V120H255ZM23 122V121H22ZM184 122H187V121H184ZM191 122L195 123L194 120H191ZM218 122V121H217ZM216 122V124H217ZM222 122V121H221ZM220 122V123H221ZM235 122V121H234ZM259 122V121H258ZM2 123V122H1ZM0 123V124H1ZM7 123V122H6ZM12 123V122H10ZM25 123V122H24ZM243 123V122H242ZM247 123V121H246ZM252 124V122H250ZM249 123V124H250ZM256 123V122H255ZM9 124V123H8ZM13 124V123H12ZM182 124V123H181ZM186 124V123H184ZM183 124V125H184ZM200 124V123H199ZM210 125H212L210 122L208 123ZM207 124V125H208ZM233 124V123H232ZM248 124V125H249ZM250 124V125H251ZM254 124V123H253ZM262 124V123H261ZM1 125H5V124H1ZM195 125V124H194ZM247 125V126H248ZM6 126V125H5ZM4 126V127H5ZM27 126V125H26ZM179 126V125H178ZM185 126V125H184ZM191 126V124H190ZM203 126V125H202ZM215 126V125H213ZM224 126V125H223ZM243 126V125H242ZM253 126V125H251ZM263 126V125H262ZM183 127V126H182ZM186 127V126H185ZM183 127V128H185ZM188 127V126H187ZM192 127V126H191ZM205 127V126H204ZM203 127V128H204ZM210 127V126H209ZM217 127V126H216ZM222 128V126H220ZM249 127V126H248ZM258 129H259V126H257ZM256 127V128H257ZM1 128V126H0ZM3 128V126H2ZM6 128V127H5ZM7 128H8V125H7ZM29 128V127H28ZM181 128V126H180ZM189 128V127H188ZM196 128V127H195ZM194 128V129H195ZM203 128L200 130V131H203ZM206 128V127H205ZM212 128V127H210ZM215 128V127H214ZM240 128V127H239ZM255 128V126L253 127ZM9 129V128H8ZM233 129V128H232ZM235 129V128H234ZM233 129V130H234ZM238 129V128H237ZM244 129V128H242ZM246 129V128H245ZM30 130V129H29ZM181 130V129H180ZM179 130V131H180ZM184 130V129H182ZM191 130V129H190ZM193 130V129H192ZM196 130H198L196 128ZM205 130V129H204ZM260 130V129H259ZM2 131V130H1ZM8 131V130H6ZM188 131V129H187ZM213 131V130H212ZM226 131V130H225ZM242 131V130H241ZM240 131V132H241ZM246 132V130H244ZM251 131V130H250ZM249 131V132H250ZM254 131V129H253ZM251 132L255 134V132ZM256 131V129H255ZM184 132V131H183ZM181 132V133H183ZM193 132V131H192ZM196 132V131H195ZM194 132V133H195ZM207 132V131H206ZM227 132V131H226ZM248 132V133H249ZM263 132V130H262ZM200 133V132H199ZM198 133V134H199ZM203 133V132H201ZM210 133V132H209ZM225 133V132H224ZM223 133V134H224ZM236 133H238V131H236ZM258 133V131H257ZM260 133V132H259ZM264 133V132H263ZM42 134V133H41ZM243 134V133H242ZM245 136H246V133H244ZM253 134V135H254ZM189 135V134H188ZM191 136H194L192 135V133L190 134ZM205 135V134H204ZM204 135H201L199 138H200V141L196 139V142L199 141L196 146H195V149H194V153L192 155H194L196 158H197V163L199 164V167L196 171H192V172H188L187 175L184 177L182 174V176H173V178L171 179V181L169 183H166L165 182V179L162 180L163 177H161V179H157V178H154V179H151L153 182V184L156 185V187L158 188H163L165 191L169 190L168 187H170V190L172 189V191H176V192H179V194H183V195H186L184 197H187V204L189 206V213H191V215L189 216V218L187 219V222H183L185 223L183 227H179L177 226L178 229L175 228V230H177V242L181 244L182 247L185 248V250L187 251L188 250V253L185 252L184 254V258L185 259H188L190 258V252L193 251V248L194 247H199L200 248V254L198 256H196V258H191L189 260V263L188 264H218V257L224 252V251H229V252H232V253H236L239 255L240 257V261H239V264H264V188H263V176L261 174H253L251 175L250 173H245L246 176L242 175V171L241 168H240V171L239 170H235V167L238 166L237 164L242 161V159L245 158L244 154H245V151L246 149L244 148V151L243 150H240L241 152L239 153V156H235L233 152L230 151L229 147L226 148L224 147L223 145H226V144H223L222 145V138L220 137V135L218 133H213V135H207V136H204ZM228 135V134H227ZM249 134H247V137H248ZM262 135V134H261ZM185 136V132H184V135ZM199 136V135H198ZM226 136V134H225ZM260 136V135H259ZM6 137V136H5ZM10 137V136H9ZM244 137V136H243ZM246 137V138H247ZM251 137V135L249 136ZM254 137V136H253ZM257 137V135L255 136ZM261 137V136H260ZM12 138V137H10ZM125 138H129V141L127 140V142L124 141ZM188 138V137H187ZM227 138V137H226ZM13 139V138H12ZM107 139H110L112 142V144H108L107 143ZM190 139V137H189ZM195 139V137H194ZM232 138H230L231 140ZM238 139V138H237ZM236 139V140H237ZM251 139V138H250ZM255 139V138H254ZM253 139V140H254ZM262 139V138H261ZM186 140V139H185ZM192 140V139H191ZM227 140V139H226ZM5 141V140H4ZM190 141V140H188ZM228 141V140H227ZM226 141V142H227ZM238 141V140H237ZM258 141V139H257ZM256 139L254 140V142H257ZM261 141V140H260ZM259 141V142H260ZM263 141V139H262ZM14 142V141H13ZM187 142V141H186ZM225 142V141H224ZM231 142V141H230ZM2 143V142H1ZM9 143V142H8ZM19 143V142H18ZM36 143V142H34ZM135 143V142H134ZM258 143V142H257ZM3 144V143H2ZM10 144V143H9ZM24 145V143H22ZM58 144V143H57ZM188 144V143H187ZM192 144V143H191ZM229 144V143H228ZM237 144V143H236ZM240 144H242L241 140H240ZM64 145V144H63ZM243 145V144H242ZM245 145V144H244ZM264 145V143H263ZM2 146V145H1ZM6 146V145H4ZM19 146V147H18ZM17 147L20 148V145H18ZM26 146V145H25ZM28 147H30L29 145H27ZM26 146V147H27ZM41 146V145H40ZM43 146V145H42ZM45 146V144H44ZM70 146V145H69ZM190 146V144L188 145ZM232 146V145H231ZM235 146V145H234ZM233 146V147H234ZM254 146V145H253ZM252 146V147H253ZM10 147V146H8ZM16 147V146H15ZM14 147V148H15ZM16 147V148H17ZM32 147V146H31ZM47 147H50V146H47ZM56 147V146H55ZM76 148V146H74ZM73 147V148H74ZM78 147V146H77ZM140 147V148H142ZM183 147V146H182ZM245 147V146H244ZM12 148V147H11ZM52 148V147H51ZM61 148V145L59 147V150ZM69 148V147H68ZM139 148V147H138ZM186 148V147H184ZM239 148V146H238ZM137 149V148H136ZM181 149V148H180ZM260 149V148H259ZM1 150V148H0ZM12 150V149H11ZM20 150V149H19ZM58 150V151H59ZM66 150V149H65ZM69 150V149H68ZM71 150H72V147H71ZM82 150V149H81ZM139 150V149H138ZM176 150L178 151V156L176 154ZM258 150V149H257ZM17 151V149H16ZM27 151V149H26ZM31 151V150H30ZM37 151V150H36ZM40 151V150H39ZM47 151V149H46ZM61 151V150H60ZM75 151V150H73ZM1 152V151H0ZM56 152V150L54 151ZM185 152V151H184ZM236 152V151H234ZM238 152V151H237ZM7 153V152H5ZM18 153V152H17ZM26 153V152H25ZM37 153V152H36ZM65 153V151H64ZM68 153V152H67ZM187 153V152H186ZM19 154V153H18ZM28 154V153H27ZM42 154V153H41ZM48 154V152H47ZM52 154V153H51ZM50 154V155H51ZM66 154V153H65ZM71 154V153H70ZM82 154V153H81ZM93 154V153H92ZM249 154V153H247ZM6 155V154H5ZM10 155V154H9ZM58 155V153H57ZM63 155V154H62ZM2 156V155H1ZM23 156V155H22ZM28 156V155H27ZM33 156V155H32ZM44 156V155H43ZM64 156V155H63ZM66 156V155H65ZM70 156V155H69ZM88 156V155H87ZM94 156V155H93ZM99 156V155H98ZM101 156V155H100ZM184 156V155H182ZM188 156V155H187ZM190 156V155H189ZM188 156V157H189ZM193 156V157H194ZM102 158V159H105ZM141 158H143L142 156H140ZM172 157V158H173ZM192 157V158H193ZM27 158V157H25ZM24 158V159H25ZM35 158V157H34ZM101 158V157H100ZM145 158V157H144ZM171 158V157H170ZM184 158V157H183ZM187 158V157H186ZM191 158V159H192ZM10 159V158H8ZM31 158H29L30 160ZM38 159V158H37ZM42 159H44L42 157ZM108 159V161H109ZM185 159V158H184ZM184 159H182L184 161ZM190 159V160H191ZM194 159V158H193ZM56 160V159H55ZM54 160V161H55ZM59 160V159H57ZM66 160V159H65ZM99 160V159H98ZM106 160V159H105ZM141 160V159H140ZM167 160V159H166ZM187 160V159H186ZM189 160V161H190ZM2 161V160H1ZM26 161V160H25ZM32 161V160H31ZM67 161V160H66ZM84 161V160H83ZM104 161V160H103ZM174 161V160H173ZM177 161V160H176ZM175 161V162H176ZM181 161V160H180ZM9 162V161H8ZM8 162L6 161V163L8 164ZM69 162V161H68ZM71 162V161H70ZM117 162V163H118ZM125 162V161H123ZM134 162V161H133ZM141 162V161H140ZM149 162V161H148ZM170 162V161H169ZM188 162V160H187ZM5 164V161L3 162ZM18 163V162H17ZM25 163V162H23ZM55 163V162H54ZM104 163V162H103ZM117 163H115L116 165H118ZM146 163V162H145ZM155 163H158V161ZM161 163V162H160ZM2 164V163H0ZM13 164H16V163H13ZM28 164V163H27ZM26 164V165H27ZM65 164V163H64ZM75 164V163H74ZM79 164V163H78ZM76 164V165H78ZM81 164V163H80ZM88 164V163H87ZM105 164V163H104ZM114 164V166H115ZM132 164V162L130 163ZM148 164V163H147ZM146 164V165H147ZM150 164V163H149ZM148 164V165H149ZM167 164V163H166ZM165 164V165H166ZM169 164V163H168ZM182 164V163H181ZM185 164V163H184ZM246 164V163H245ZM252 164V163H251ZM6 165V164H5ZM18 166L20 164H17ZM16 165V166H17ZM52 165V164H51ZM58 165V164H57ZM68 165V164H67ZM90 165H93V164H90ZM107 165V164H106ZM105 165V166H106ZM151 165V164H150ZM158 165V164H157ZM197 164H195L196 166ZM9 166V165H8ZM28 166V165H27ZM34 166V164H33ZM56 166V165H54ZM59 166V165H58ZM102 166V164H101ZM109 166V165H108ZM125 166H128V165H125ZM144 166V165H143ZM154 166V165H153ZM152 166V168H153ZM162 166V165H161ZM178 166V165H177ZM181 166V165H180ZM198 166V165H197ZM251 166V165H250ZM1 167V166H0ZM22 167V165H21ZM41 167V166H40ZM46 167V166H45ZM52 167V166H51ZM60 167V166H59ZM66 167V166H65ZM70 167V166H69ZM68 167V168H69ZM82 167V166H81ZM104 167V166H102ZM110 167V166H109ZM117 167V166H116ZM119 169H120V166H118ZM130 167V166H129ZM132 167V166H131ZM148 167V166H147ZM150 167V166H149ZM165 167V166H164ZM171 169L173 166H170ZM183 167V166H182ZM7 169V168H10V167H3V170ZM23 168V167H22ZM42 170H43V167H41ZM40 168V169H41ZM84 167H82L81 169H83ZM108 167H106L105 169H107ZM114 168V167H113ZM123 168V167H122ZM121 168V169H122ZM125 168V167H124ZM128 168V167H127ZM144 168V167H143ZM155 168H157L155 166ZM179 168V167H178ZM189 168V167H188ZM1 169V168H0ZM53 169V168H52ZM75 169V168H74ZM118 169V168H117ZM126 169V168H125ZM148 169V168H146ZM145 169V171H147ZM151 169V168H150ZM175 169V167H174ZM181 169V168H180ZM190 169V168H189ZM193 169V168H192ZM250 169V167H249ZM253 169V168H252ZM10 170V169H8ZM7 170V171H8ZM29 170V169H27ZM39 170V169H37ZM37 170L36 173H37ZM50 171V169H48ZM57 170V169H56ZM65 170V169H64ZM85 170V169H84ZM103 170V169H102ZM111 170V169H110ZM114 170V169H113ZM152 170V169H151ZM167 170V169H166ZM170 170V169H169ZM176 170V169H175ZM174 170V172H175ZM178 170V169H177ZM251 170V169H250ZM30 171V170H29ZM40 171V170H39ZM45 171V169H44ZM66 171V170H65ZM71 171V170H70ZM75 171V170H74ZM77 171V170H76ZM79 171V170H78ZM117 171V170H116ZM120 171V170H119ZM132 171V170H130ZM157 171V170H156ZM191 171V170H190ZM6 172V170L4 171ZM9 172V171H8ZM27 172V171H26ZM41 172V171H40ZM47 172V171H46ZM56 172V171H55ZM73 172V171H71ZM91 172V171H90ZM93 172V171H92ZM123 172V171H122ZM136 171H134L135 173ZM150 172V171H149ZM172 172V171H170ZM178 172V171H177ZM175 172V173H177ZM12 173V172H11ZM29 173V172H28ZM26 173V174H28ZM35 173V174H36ZM56 173H59L56 172ZM64 173V172H62ZM61 173V174H62ZM84 173V172H83ZM113 173V172H112ZM161 171H160V175H161ZM164 173V171H163ZM169 173V171H168ZM2 174V172L0 173V175ZM13 174V173H12ZM74 174V172H73ZM78 174V173H77ZM81 174V172H80ZM90 174V173H89ZM118 174V173H117ZM121 174V173H120ZM8 175V174H7ZM16 175V173H15ZM44 175V174H42ZM60 176V174H58ZM57 175V176H58ZM65 175V174H63ZM68 175V174H67ZM66 175V176H67ZM76 175V174H75ZM150 175V174H149ZM169 175V174H168ZM172 175V174H171ZM177 175V174H176ZM13 176V175H12ZM36 176V175H34ZM49 176V175H48ZM70 176V175H69ZM79 176V175H78ZM77 176V180L80 179L78 178ZM94 176V175H93ZM100 176V175H99ZM114 176V174H113ZM157 176V175H155ZM31 177V176H30ZM29 177V178H30ZM33 177V176H32ZM31 177V178H32ZM44 177V176H43ZM50 177V176H49ZM80 177V176H79ZM83 177V176H82ZM125 177V176H123ZM149 177V176H148ZM159 177V178H160ZM168 177V176H167ZM172 177V176H171ZM2 177L0 176V179ZM8 178H9V175H8ZM45 178V177H44ZM48 178V177H47ZM51 178V177H50ZM58 178V177H56ZM61 179H65V178H62L60 177ZM73 178V176H72ZM71 178V179H72ZM76 178V177H74ZM119 178V176H118ZM189 178H193L192 180H189ZM14 179V176L13 178ZM16 179V178H15ZM14 179V180H15ZM28 179V178H26ZM41 179V178H39ZM41 182V180H39ZM43 179V178H42ZM61 179L58 180L61 181ZM83 179V178H82ZM103 179V178H102ZM120 179V178H119ZM139 179V178H138ZM167 179V178H166ZM7 180V178L5 179ZM13 181H7L9 182L8 184H10V186L13 185L12 182ZM17 180V179H16ZM20 180V179H19ZM34 180V179H33ZM32 180V181H33ZM36 180V179H35ZM55 180V179H54ZM68 180V179H67ZM84 180V179H83ZM94 180V179H93ZM97 180H99L97 178ZM105 180V179H104ZM121 180V179H120ZM148 180V179H147ZM169 180V179H167ZM2 181V180H1ZM22 181V180H21ZM25 181V180H24ZM30 181V179H29ZM28 181V182H29ZM30 181V182H32ZM53 181V180H52ZM107 181V180H106ZM115 181V180H114ZM125 181V180H124ZM6 182V183H7ZM27 182V181H25ZM37 182V181H36ZM48 182V180H47ZM65 182H66V179H65ZM74 182V180H73ZM85 182V181H84ZM116 182V181H115ZM142 182V181H141ZM149 182V180H148ZM4 183V182H3ZM5 183V184H6ZM12 183V185H11ZM21 183V182H20ZM43 183V181H42ZM42 183H40L39 185H41ZM45 183V182H44ZM43 183V186L45 187V184ZM63 183V182H62ZM75 183V182H74ZM80 182L78 183H75V184H79ZM82 183V182H81ZM87 183V182H86ZM100 183V182H99ZM105 183V182H104ZM122 183V182H121ZM206 183V185L204 186L205 187V190H204V187L203 185ZM6 184V185H8ZM51 184V183H50ZM54 184V183H53ZM59 184V183H58ZM57 184V185H58ZM88 184V183H87ZM98 184V183H97ZM128 184V183H127ZM146 184V183H145ZM148 184V183H147ZM20 185V184H19ZM22 185V184H21ZM34 186V184H31ZM38 185V184H37ZM49 185V184H48ZM56 185V184H54ZM65 185V184H64ZM68 186H70L69 184H67ZM83 185V184H81ZM94 185V184H93ZM102 185V184H101ZM104 185V184H103ZM113 185V184H112ZM111 185V187H112ZM115 185V184H114ZM131 185V184H129ZM242 186L243 187V190H242V196H244V199L242 201H238L239 202V205L241 206L237 212H235L234 216L235 218L234 219H230V222L225 224V225H222L221 222H219V217L220 216H223L225 214V212H229L228 210V202H234L236 199L234 197V195L231 193V189L235 188L236 186ZM3 186V185H2ZM9 185L8 186H4V187H10ZM14 186V185H13ZM42 186V188H43ZM77 186V185H76ZM79 186V185H78ZM105 186V185H104ZM151 186V185H150ZM217 186V187H216ZM3 187V188H4ZM47 187V186H46ZM52 187V185H51ZM97 187V186H96ZM95 187V188H96ZM155 187V186H154ZM200 187H203V194L200 192L199 188ZM217 188V194H214L213 192V189L214 188ZM12 188V187H11ZM9 188V189H11ZM16 188V187H15ZM15 188H12V189H15ZM22 188V187H21ZM35 188V187H34ZM48 188V187H47ZM54 188V187H53ZM59 188V187H57ZM64 188V187H63ZM68 188V187H67ZM66 188V191L69 190ZM73 188H77V187H73ZM87 188V187H85ZM94 188V190H95ZM121 188V187H120ZM240 188V187H239ZM5 189V188H4ZM7 189V188H6ZM24 189V188H23ZM31 189V187L29 188ZM38 189V188H37ZM56 189V188H55ZM78 189H80L78 187ZM88 189V188H87ZM91 190L93 189L92 187L90 188ZM89 189V190H90ZM100 189V188H99ZM124 189V188H123ZM130 189V188H128ZM142 189V188H141ZM162 189V190H163ZM16 190V189H15ZM19 190V188H18ZM28 190V189H27ZM52 190V189H51ZM49 189L48 193H50L51 191ZM81 190V189H80ZM83 190V189H82ZM93 190V191H94ZM100 190H103L105 191L104 189H100ZM151 190H152V187H151ZM160 190V189H159ZM12 191V190H11ZM14 191V190H13ZM24 191V190H23ZM22 191V194H25L24 192ZM38 193L39 191L36 190ZM42 191V190H41ZM44 191V189H43ZM53 191V190H52ZM51 191V192H52ZM59 191V189H58ZM61 191V189H60ZM65 191V190H64ZM88 191V190H87ZM98 191V190H97ZM108 191V190H107ZM123 191L125 192V190H122V193ZM134 191V189L132 190ZM138 191V190H137ZM157 191V190H156ZM164 191V192H165ZM30 192V191H29ZM28 192V193H29ZM33 192V190H32ZM31 192V193H32ZM35 192V191H34ZM47 192V191H45ZM54 192V191H53ZM52 192V194H53ZM57 192V191H56ZM74 192V191H73ZM76 192V191H75ZM92 192V191H91ZM95 192V191H94ZM93 192V193H94ZM136 192V191H135ZM139 192V191H138ZM146 192V191H145ZM159 192V191H157ZM162 192V191H161ZM171 192V191H170ZM6 193V192H5ZM27 193V196H29ZM42 193V192H41ZM66 193V192H65ZM72 193V192H71ZM84 193V192H83ZM81 193V194H83ZM97 193V192H96ZM102 193V192H100ZM104 193V192H103ZM113 193V192H112ZM127 193V192H126ZM124 194L125 196L127 194ZM137 193V192H136ZM45 194V193H43ZM43 194H41L43 196ZM57 196H59L58 194H60L59 192L56 193ZM63 194V193H62ZM135 194V193H134ZM154 195V193H152ZM162 194V193H161ZM167 194V193H166ZM6 195V194H3V196ZM16 195V193H15ZM18 195H21V193L19 194V191H18ZM34 195V194H33ZM40 195V194H39ZM55 195V194H54ZM64 195V194H63ZM98 195V193L96 194ZM114 195V194H113ZM118 195V194H117ZM122 195V194H121ZM133 195V194H132ZM140 195V194H139ZM146 195V194H145ZM160 195V194H158ZM157 195V196H158ZM164 195V194H163ZM162 195V196H163ZM2 196V195H1ZM7 196V195H6ZM17 196V195H16ZM35 196V195H34ZM38 196V195H36ZM71 195H69L70 197ZM75 196V195H73ZM101 196V194H100ZM111 196V195H110ZM120 196V195H119ZM136 196V195H135ZM149 196V195H148ZM160 196V197H162ZM165 196V195H164ZM174 196V195H173ZM172 196V197H173ZM203 196V197H202ZM47 197V196H46ZM52 197V195H51ZM56 195L53 197L55 198ZM64 197V196H63ZM89 197V196H88ZM92 197V196H91ZM113 197V196H112ZM117 197V196H116ZM133 197V196H132ZM131 197V199H132ZM138 197V196H137ZM141 197V195H140ZM154 197V196H152ZM156 197V196H155ZM159 197V198H160ZM167 197V196H166ZM170 197H171V194H170ZM14 198V197H13ZM19 198V197H18ZM22 198V196H20V199ZM25 198L26 195H25ZM25 198H23L22 200H24ZM30 198H32V196H30ZM35 198V197H34ZM40 198V197H39ZM59 198V197H57ZM68 198V197H67ZM75 198V197H74ZM87 198V196H86ZM85 198V200H86ZM95 198V196H94ZM97 198V197H96ZM105 199V197H102ZM107 198V197H106ZM125 198V197H124ZM127 198H130L129 196ZM143 198V197H142ZM150 198V196H149ZM157 198V199H159ZM163 198V197H162ZM168 198V197H167ZM8 199V197L6 198ZM42 199V198H41ZM71 199V197H70ZM76 199V198H75ZM78 199V198H77ZM93 199V198H92ZM110 199V197H109ZM121 199V198H119ZM139 199V198H138ZM136 199V200H138ZM144 199H146L144 197ZM5 200V199H3ZM29 200V199H28ZM38 200V198H37ZM58 201H60L59 199H57ZM67 200V199H66ZM65 199H63V201H66ZM74 200V199H73ZM88 200H91V199H88ZM87 200V201H88ZM95 200V199H94ZM108 200V198L106 199ZM116 200V199H115ZM125 200V199H123ZM121 199V201H123ZM133 200H135L133 198ZM151 200V199H150ZM155 200V199H154ZM166 200V199H165ZM202 200H204L205 202H209L211 203L210 206H213L211 209H209L207 212H203L204 214L206 215H203L202 214V211L197 209V207L202 204ZM32 201V199H31ZM47 201V199H46ZM62 201V200H61ZM62 201V202H63ZM71 201V200H70ZM82 201V200H81ZM101 200L99 199V202ZM147 203H148V200H146ZM167 201V200H166ZM170 201V200H169ZM178 201V200H177ZM5 202V201H4ZM14 202V201H12ZM27 204L28 201L26 200L25 201ZM43 202V201H42ZM54 202V201H53ZM68 202V201H67ZM84 202V201H83ZM97 202V200H96ZM116 202V201H115ZM125 203H127V201H123ZM122 202V204H123ZM130 202V201H128ZM145 202V201H144ZM168 202V201H167ZM166 202V203H167ZM172 202V201H171ZM179 202V201H178ZM11 203V202H9ZM21 205L22 203L19 202ZM32 203H34L32 201ZM45 203V202H44ZM50 203V202H49ZM55 204H57L56 202H54ZM53 203V204H54ZM75 204L78 205V203H80V201L78 203H76V201L74 202ZM89 203H94V202H91L89 201ZM88 203V204H89ZM111 203V202H109ZM119 203V202H118ZM121 203V202H120ZM124 203V204H125ZM159 203V202H158ZM161 203V202H160ZM169 203V202H168ZM173 203V202H172ZM31 204V203H29ZM69 204V202H68ZM73 204V203H72ZM73 204V206L75 205ZM84 205V203H82ZM80 204V205H82ZM96 204V203H95ZM106 204V202H105ZM112 204V203H111ZM117 203H115L116 205ZM123 204V205H124ZM129 204V203H128ZM127 204V205H128ZM165 204V203H164ZM170 204V203H169ZM175 204V203H174ZM173 204V205H174ZM178 205L180 203H177ZM184 204V203H183ZM1 205V204H0ZM5 205V204H4ZM9 205V204H8ZM15 205V204H14ZM43 205V203L41 204ZM49 205V204H48ZM47 204L44 205V206H48ZM58 205V204H57ZM57 205H54L55 207ZM60 205V203H59ZM62 205V204H61ZM58 206L57 208L61 207L63 208V206H65L63 204V206ZM87 205V204H86ZM90 205V204H89ZM104 205V204H103ZM121 205V204H120ZM147 206L149 204H146ZM172 205V204H171ZM176 205V204H175ZM185 205V204H184ZM183 205V206H184ZM6 206V205H5ZM10 206V205H9ZM13 206V205H12ZM30 206V205H28ZM36 206V205H35ZM34 206V207H35ZM52 206V205H51ZM53 206V207H54ZM76 206V205H75ZM91 206V205H90ZM95 206V205H94ZM110 206V205H109ZM114 206V205H113ZM118 206V205H117ZM116 206V207H117ZM129 206H131V203L129 204ZM137 206V205H136ZM167 206V204H166ZM181 206H182V203H181ZM8 207V206H7ZM18 207V205H17ZM21 207V206H20ZM51 207L49 214L48 216L50 215V212L52 211V209H55ZM71 207V206H70ZM80 207V206H79ZM89 206L87 205V208ZM93 207V205H92ZM97 208H99L98 206H96ZM95 207V208H96ZM106 207V206H104ZM103 207V210H107L106 208ZM120 207V206H119ZM127 207V206H126ZM154 207V206H153ZM163 207V206H162ZM168 207V206H167ZM173 207V206H171ZM178 207V206H176ZM4 208V207H3ZM65 208V207H64ZM74 208V207H73ZM84 209L86 207H83ZM131 208L133 209L134 207L131 206ZM137 208V207H136ZM148 208V207H147ZM161 208V207H160ZM169 208V207H168ZM180 208V207H179ZM185 208V207H184ZM203 208V206L201 207ZM200 208V209H201ZM7 209V208H5ZM10 209V208H9ZM13 209V208H12ZM20 209V208H19ZM21 209H25V208H21ZM36 209V208H35ZM38 209H41V208H38ZM37 209V210H38ZM67 209V208H65ZM72 209V208H71ZM75 209V208H74ZM78 209V207L76 208ZM111 209V208H110ZM116 209V208H115ZM138 209H140L138 207ZM165 210V208H163ZM1 210V209H0ZM3 210V209H2ZM8 210V209H7ZM15 210V209H13ZM13 210L10 212L12 213H9V212H6V213H9L8 216L6 215L4 218L3 221H1V225L4 226V227H7V228H10L12 230H19L20 228H22V224L24 225V223L22 222V216L20 214H18V211H14ZM34 210V209H33ZM43 210V208H42ZM47 208H45L44 211H46ZM57 210V209H55ZM69 210V205H68V209ZM98 210V209H97ZM100 210V209H99ZM105 210L103 211L105 213ZM114 210V209H113ZM124 210V209H122ZM137 210V209H136ZM152 210V209H151ZM158 210V209H156ZM155 210V211H156ZM167 210V208H166ZM175 210V208H174ZM173 210V212H174ZM180 210V209H178ZM185 210H187L185 208ZM24 211V210H22ZM35 211V210H34ZM59 211V210H58ZM61 211V210H60ZM63 212L65 210H62ZM61 211V212H62ZM71 211V210H70ZM77 212H75L73 214H71V217L73 218H77L78 220V228H75L74 230H76L80 235H79V238L77 239H81V237H84L83 239V242H84V248L82 247V249H84V251H80L82 252V254L85 256H88L89 257V260L84 262V258H83V262H76L75 264H131L132 263V259L130 260V258L128 257V251L129 249L128 248H131L133 250V255L135 256V262L132 263V264H180L179 262H177L176 260H174V257L173 259L171 258H167V255H170L172 253V250H173V247H175L174 245H171L170 243V246L168 247V249L165 248V250L162 252V251H157V250H154V251H149V250H145L143 249V247L140 248L138 242V246H134L133 244V240L131 241V238H129V232L127 233V230L126 228H120V229H117V230H114L112 233H111V236H114V237H117L119 239V242H120V248L119 249H114L110 250L113 251V253H111L110 251L108 250H105V248H101L102 250H97V251H92L93 249V243H94V239L91 237L94 235V231L93 233H91L90 230H92V228H90V226L88 225V223L90 222L88 219H90L88 216V212H92V211H78L76 210ZM102 211V210H101ZM110 211V210H109ZM143 211L144 208H143ZM154 211V210H153ZM154 211V213H155ZM159 211V210H158ZM191 211V212H190ZM4 212V210H3ZM21 212V211H20ZM19 212V213H20ZM43 212V211H42ZM46 212V213H48ZM60 212V213H61ZM68 212V211H67ZM73 212V211H72ZM95 212V210L93 211ZM100 212V211H98ZM103 212H101L100 214L102 215ZM111 212V211H110ZM131 212V211H130ZM136 212H140V210L136 211ZM146 212V211H145ZM151 212V211H150ZM183 212V211H180V213ZM1 213V212H0ZM23 212H21L22 214ZM25 213V212H24ZM23 213V214H24ZM65 214H68L66 212H64ZM108 213V212H106ZM133 213V212H132ZM35 215V213H33ZM40 214V213H39ZM52 215L54 214L53 212L51 213ZM58 214V213H57ZM116 214V213H114ZM142 214V213H141ZM169 214V213H168ZM42 215V213H41ZM41 215L39 217H41ZM56 215V214H55ZM97 216V214H95ZM107 215V214H105ZM108 215H113L112 214H108ZM128 215V214H127ZM154 215V214H153ZM162 215V214H161ZM175 215V214H174ZM181 214H179L180 216ZM32 216V214H31ZM37 216V214H36ZM47 216V217H48ZM60 216V214H59ZM58 215L56 217H59ZM75 216V217H74ZM94 216V215H93ZM92 216V217H93ZM95 216V217H96ZM104 216V215H103ZM129 216V215H128ZM133 216V215H132ZM140 217L141 215H137V217ZM144 216H148V214H145L144 213ZM143 216V217H144ZM182 216V215H181ZM2 217V216H1ZM0 217V218H1ZM2 217V218H3ZM54 217V216H53ZM56 217H54L53 219H55ZM100 217V216H99ZM114 217V215H113ZM111 216L110 217H104L102 218L101 216V221H98V222H101L102 224V227L104 226V230L106 229V226H109L110 224H112L114 222V219L116 220L117 218H113ZM118 217V216H117ZM142 217V219L144 220V218ZM151 217V216H150ZM167 217V216H166ZM169 217V216H168ZM176 217V216H175ZM36 218V217H35ZM65 219V217H63ZM62 218V219H63ZM98 218V217H97ZM113 218V219H112ZM147 218V217H146ZM179 218V217H178ZM25 219V218H24ZM28 219V218H27ZM31 219V218H30ZM32 219H34V216L32 217ZM61 219V218H60ZM94 219V218H93ZM120 219V217H119ZM126 219V217L124 218ZM129 219V218H128ZM127 219V220H128ZM135 218H133L134 220ZM140 219V218H139ZM138 219V220H139ZM154 219V218H153ZM168 219V218H167ZM172 219V218H171ZM183 219V217H182ZM41 220V219H40ZM39 220V221H40ZM45 220V219H44ZM47 220V218H46ZM56 220L58 221V218H56ZM66 220V219H65ZM64 220V221H65ZM69 220V218H68ZM96 220V218H95ZM94 220V221H95ZM99 220V219H97ZM96 220V221H97ZM123 220V219H122ZM149 220V219H148ZM170 220V219H169ZM32 221V220H31ZM50 221V220H49ZM53 221V220H52ZM63 221V220H62ZM73 221L71 218L70 220L68 221V224L69 222ZM89 221V222H88ZM94 221H91V222H94ZM120 221V220H118ZM117 221V222H118ZM129 221V220H128ZM137 221V220H136ZM141 221V220H140ZM145 221V220H144ZM163 221V220H161ZM165 221V220H164ZM179 221V220H178ZM26 222V221H25ZM42 222V221H41ZM47 222V221H46ZM116 221L114 223H117ZM121 222V221H120ZM151 222V221H150ZM156 222V221H155ZM154 222V223H155ZM167 222V221H166ZM170 222V221H169ZM177 222V221H176ZM181 222V221H179ZM228 222V221H227ZM28 223H29V219H28ZM45 223V222H44ZM49 223V222H48ZM73 223V222H72ZM113 223V224H114ZM161 223V222H160ZM175 223V222H174ZM172 223V224H174ZM31 224V223H30ZM37 224V223H36ZM43 224V222H42ZM53 224H56L53 223ZM65 224V223H63ZM71 224V223H70ZM69 224V225H70ZM112 224V225H113ZM124 224V223H123ZM127 224H129L127 222ZM140 225V222H137L136 226H139ZM163 224V222H162ZM44 225V224H43ZM91 225V223H90ZM121 225V224H120ZM159 226L161 224H158ZM165 225V224H164ZM168 225V224H167ZM171 225V224H170ZM169 225V226H170ZM175 225V224H174ZM178 225V224H177ZM183 225V224H182ZM0 226V227H2ZM38 226V225H37ZM48 225L46 224V227ZM64 226V225H63ZM61 226V228L63 227ZM75 226V225H74ZM118 226V225H117ZM141 226V225H140ZM139 226V227H140ZM143 226V225H142ZM152 226V225H151ZM155 226V225H154ZM152 226V228L154 227ZM44 227V226H43ZM51 227V226H50ZM88 227L90 229H88ZM123 227V226H121ZM162 227V226H161ZM165 227V226H163ZM168 227V226H167ZM174 227V226H173ZM31 227H27L24 229L26 230V233H25V237L29 240H31V243H33L36 247H37V251H38V254L40 256V258H42V261H41V264H51V262L49 263V261H44L45 260V256H47L48 253H55V257L59 258L60 259V262H57L58 264H68L66 263V261L62 260L63 257H69L70 255H72V249H73V242H71V244H62L61 241L59 240L58 237H60L58 234V236L52 232H49L50 230H53L50 229L48 232L49 233H42V235L40 234V231L39 235H36L32 230H30ZM38 228V227H37ZM40 228V227H39ZM55 228V226H54ZM60 227H58V229L60 230L61 229ZM68 228V227H66ZM65 228V229H66ZM69 228H71L69 226ZM101 228V227H100ZM108 228V227H107ZM114 228V227H113ZM137 228V227H136ZM157 228V227H156ZM166 228V227H165ZM9 229V230H10ZM48 229H49V226H48ZM47 229V230H48ZM56 229V228H55ZM78 229V230H77ZM139 229V228H138ZM164 229V228H163ZM162 229V230H163ZM173 229V228H172ZM207 229L210 231L211 229H214V231L217 232V229L221 230V233L219 235H217V238L216 240L214 241H210L208 242L207 240L204 239V237L202 236L203 233H205L207 231ZM3 230V228H2ZM8 230V229H6ZM4 230V231H6ZM8 230V231H9ZM39 230V229H38ZM46 230V228H45ZM63 230V229H61ZM58 231V232H61ZM68 230V229H67ZM95 230V229H94ZM109 230V229H107ZM105 230V232L107 231ZM140 230V229H139ZM144 230V229H143ZM154 230H157L154 228ZM165 230V229H164ZM167 230V229H166ZM171 230V229H170ZM169 230V231H170ZM174 230V231H175ZM6 231V232H8ZM11 231V230H10ZM22 231V230H21ZM35 231V230H34ZM42 231V229H41ZM72 231V230H71ZM112 231V230H111ZM131 231V230H130ZM136 231V230H134ZM133 231V232H134ZM142 231V230H140ZM147 231V230H146ZM145 231V232H146ZM160 231V230H159ZM0 232H1V229H0ZM12 232V231H11ZM36 232V231H35ZM45 232V231H44ZM76 232V234H77ZM138 232V231H137ZM143 232V231H142ZM148 232V231H147ZM166 232V231H165ZM14 233V231H13ZM63 233V231H62ZM67 233V231L65 232V234ZM70 233V232H69ZM72 233V232H71ZM97 233V232H96ZM95 233V234H96ZM163 233V232H162ZM11 234V233H10ZM8 234V235H10ZM15 234V233H14ZM60 234V233H59ZM101 234V233H100ZM99 234V235H100ZM108 234V233H107ZM132 234V233H130ZM144 233H142L143 235ZM147 234V233H146ZM161 233H158V235H160ZM171 234V233H169ZM22 235V233H21ZM64 235V234H63ZM98 235V234H97ZM106 235V233H105ZM141 235V234H140ZM163 235V234H162ZM11 236V235H10ZM9 236V237H10ZM14 236V235H13ZM18 236V234L16 235L15 234V237ZM65 236V235H64ZM138 236V233H136L135 237L137 238ZM145 236V234H144ZM156 236V235H155ZM201 236V237H200ZM71 237V236H70ZM104 237V236H103ZM159 237V236H158ZM163 237V236H162ZM168 237V236H167ZM175 237V235H174ZM173 237V238H174ZM64 237H62L63 239ZM72 238H75L72 236ZM96 239V237H94ZM110 238V237H109ZM113 238V237H112ZM141 238V236H140ZM154 238V237H153ZM151 238V239H153ZM156 238V237H155ZM172 238V239H173ZM8 239V237H7ZM21 239H24V238H21ZM61 239V237H60ZM65 239V238H64ZM71 240V238H69ZM105 239V238H104ZM111 239V238H110ZM135 239V238H134ZM4 241L2 242H7L6 239H2ZM25 240V239H24ZM164 241V239H162ZM161 240V241H162ZM17 241V239H16ZM98 241V240H97ZM101 241V240H100ZM103 241V240H102ZM146 241V240H145ZM176 241V240H175ZM172 240V242H175ZM1 242V241H0ZM15 242V241H14ZM24 242H28L27 240H25ZM66 242V241H65ZM78 242V241H77ZM80 243L82 242V239L79 241ZM107 243V241H105ZM104 242V243H105ZM141 242V241H139ZM166 242V241H165ZM163 242V243H165ZM168 242V240H167ZM166 242V243H167ZM171 242V243H172ZM18 243V242H17ZM16 243V244H17ZM30 243V242H29ZM28 243V244H29ZM111 243V242H110ZM116 243V242H115ZM135 243V241H134ZM148 243V242H146ZM158 243V242H157ZM15 244V243H14ZM19 244V243H18ZM27 244V245H28ZM79 244V243H78ZM83 244V243H82ZM112 244V243H111ZM117 244V243H116ZM136 244V245H137ZM149 244V243H148ZM161 244V243H160ZM24 245V244H23ZM26 245V244H25ZM33 245V247H35ZM75 245V244H74ZM77 245V244H76ZM81 245V244H80ZM105 245V244H104ZM107 245V244H106ZM109 245V244H108ZM142 245V243L140 244ZM162 245V244H161ZM179 245V244H178ZM14 246V245H13ZM98 246V245H97ZM113 246V245H112ZM148 246V245H147ZM146 246V247H147ZM158 246V245H156ZM30 247V246H29ZM79 247V246H78ZM110 247V246H109ZM145 247V248H146ZM77 248V247H76ZM80 248V247H79ZM97 248V247H96ZM153 248V247H152ZM151 248V249H152ZM161 248V247H160ZM159 248V249H160ZM163 248V246H162ZM179 248V247H178ZM3 249V248H2ZM95 249V248H94ZM113 249V248H112ZM154 249V248H153ZM158 249V248H157ZM177 249V248H176ZM1 250V249H0ZM28 250V248L26 249ZM76 250V249H74ZM81 250V249H80ZM162 250V249H161ZM178 250V249H177ZM32 251V250H30ZM1 252V251H0ZM14 252V251H13ZM175 252V251H173ZM5 253V251H4ZM11 253V252H10ZM15 253V252H14ZM21 253V252H20ZM27 253V252H26ZM25 253V254H26ZM37 253V252H36ZM76 253V252H75ZM79 253V252H77ZM76 253V254H77ZM2 254V253H0ZM6 254V253H5ZM4 255V254H3ZM11 255V254H10ZM23 254H21L20 256H22ZM78 255V254H77ZM2 256V255H1ZM6 256V255H5ZM3 256V257H5ZM8 256V255H7ZM16 255H13L12 257H14ZM18 256V257H20ZM82 256V255H81ZM80 256V257H81ZM9 257V256H8ZM54 257V258H55ZM76 257V256H75ZM10 258V257H9ZM17 258V257H16ZM38 258V257H37ZM73 258V257H71ZM79 258V257H78ZM76 259V260H79V259ZM129 258V259H128ZM7 259V257H6ZM26 259V258H25ZM35 259V258H34ZM50 259V258H49ZM58 259V260H59ZM233 259V258H232ZM13 260V258L10 260H7L8 262ZM15 260V259H14ZM28 260V259H27ZM55 260V259H54ZM66 260V259H65ZM81 260V259H80ZM2 258H1V261L2 262ZM22 261V260H20ZM39 261V259H38ZM69 261V259H68ZM5 262V261H4ZM27 262V261H26ZM37 261H35L36 263ZM47 262V263H46ZM75 262V261H74ZM72 262V263H74ZM3 263V262H2ZM23 262H21L20 264H22ZM25 263V261H24ZM39 263V262H38ZM225 263V262H224ZM227 263V262H226ZM9 264V263H8ZM28 264V263H27ZM54 264V263H53ZM182 264H185V262H183Z\"/></svg>","mask_w":264,"mask_h":264}]
</instances>
